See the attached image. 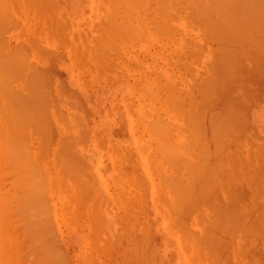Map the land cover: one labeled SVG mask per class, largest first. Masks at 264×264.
I'll list each match as a JSON object with an SVG mask.
<instances>
[{
  "label": "rangeland",
  "instance_id": "1",
  "mask_svg": "<svg viewBox=\"0 0 264 264\" xmlns=\"http://www.w3.org/2000/svg\"><path fill=\"white\" fill-rule=\"evenodd\" d=\"M118 1H120V2H118ZM129 1H131V0H0V146L3 145L2 146V148H3L5 146L4 144H7L8 141H10L9 142V144H10L13 142V140H16L15 135L13 136V138L15 137L13 140L10 139L12 137H10V138H9V136L7 137V133L11 134V132H9L11 129L10 127L14 128V129H11L13 131V130H15V127L17 126V125H15L16 123L18 124V126H20V125L22 126V124L25 125V126H22L23 129L20 128L23 130L21 132L25 133L21 136L23 137L22 138L23 140L24 139L26 140L28 138L27 141L29 143V146L26 145L27 144L26 141H24V142H26L25 143L26 146L23 145L24 144L23 142H20L21 136H19L20 132L18 131L19 133L17 132V136H19L20 139L18 138L19 141L18 140L17 141L19 142V144H17V145L15 144V142H17V141L13 142V144H10L13 146V148H11L8 144H7L8 146L6 145L8 148L10 147V150H15V153H14V151L11 152L15 155L13 156V154H11L12 155L11 156L9 153L10 150L9 151L6 149L5 150L9 154L8 157L9 158L13 157L17 162L19 148H17L16 146H18V147L21 146V148L24 150L29 149L31 147L32 149L30 148V150H29L30 152H27L28 154L26 156H28V158L30 157L31 160L33 161L34 165L36 166V168H32V167H34V165L31 164L32 167L30 166V169L28 166V169L27 168L22 169V171H20L21 168L16 169L18 166L15 167L16 163L14 162V160L12 161L10 159L12 162L8 160L7 154L5 157L6 160H8L9 163H11L12 165L14 164V167L11 164L6 163L8 161L5 162L3 160L4 157L2 158V156L4 155V152H6V151L3 149L4 151L2 154V152H1L2 149L0 147V264H50V261H52V259L54 262L53 263L51 262V264H54V263H56V264H204V263L209 264V263H211L212 264L211 260H214V261L217 260V262H219L220 260H223V259H220L223 256H224L223 258H225V261H228V263H231V264H261L262 261L264 263V238H263L264 235H262V234H264V232H261L263 230L260 231V229H259L264 225V70H263L264 69V61L261 62L262 59L264 60V54H263V56H261L262 59L259 58L260 61L257 62L258 64H259V62L262 63V65H261V63L259 64V65H261L260 68L257 66V69H258L257 70L255 65H258V64L255 63V65H254V63H253L254 66L253 65L250 66V61H247V63L242 62V65L240 66V60H239V55H238L239 51L238 50L236 51L237 52V56H236L235 55L236 52L234 53V50H233L235 48L233 47L232 58L234 56V59H232V63H233V66L235 65L234 69L237 68V70L232 69L233 66H231L232 67L231 68L228 65V71H229V69L232 70L231 78L234 80L233 84L231 83L232 79L230 80L229 77L226 78V76L224 75L223 72H220L219 70H217V75H215L216 73L214 74V72H213L214 70L212 71V68L210 67V62L208 63L207 61H204L206 59L208 60L209 57L203 58L202 54L204 55V57H206L205 52L208 56L211 52L210 56H214L215 53H213V52L218 53L217 52L218 50H217V48H215V47H217V44H216V46L213 44H215V43L219 44V42H220V41L218 42V39H217V41L215 43H213V40H214L213 39L214 38L213 37V31L208 30L205 34V31L207 30L206 29L207 25L205 26V23L208 24L207 20L209 19L210 16L208 17L207 20H205V17L207 15L212 14L214 16V19L216 18L215 20H218V22L216 21L217 23H215V21H213V22L211 21V26H214L216 24L215 27L217 25L219 27H223L225 23L222 24L223 26L220 25V23L227 22V20L225 21V17L223 20H222V18H220V20H219V17H221L227 13V11H228L226 9L227 4L230 2H233V0L232 1L231 0H225L226 3H223V2H225L224 0L223 1L222 0H210L211 4L207 3L209 0L208 1L204 0V2H202V0H200V2H202V5L200 6V8L198 5L200 2H197V1L194 2V0H192L194 4L197 3L196 5L192 6V7L196 6V9H193L191 7L192 1L191 0H190L191 2L189 1L190 2V5H189L190 10H191V8L194 11L195 10L197 11L198 9L201 10L202 9L201 7H203V4L205 7H208L210 5L208 8L210 10L212 9L211 11H209V9H207L209 13L211 12L210 14L207 12V14L204 13V15H203L202 14L203 12H202L201 15H199V18L197 17V19L200 20L201 16L203 15L202 19L205 22L203 20H200V21L195 20L197 22H201V23H199V25L201 24V27H202V29L200 28L201 30L206 29V30H204V33H201V34L199 33L200 31L198 32L196 30V28L198 29V27H199L198 25H196L198 23L195 22L194 20L191 21V18H192L191 14H189L190 17H188L189 15H186L188 13L189 8L187 9V4H185V6H184V2H183V4H180V5H182V9H179V8H181V6L179 5L180 6L179 7L177 4L179 3L180 0L179 1L176 0L178 2V3H176V5L178 7V9H177L175 7L176 5L173 6L174 3H171L172 4L171 5L169 1H168L169 3H166L167 0H165L166 5L164 3V5H165L164 8H166L167 11L164 10L166 12H163V13H169V9H171V12L168 15H166V14H163L162 12H161L162 13L161 14L157 11L158 9L160 11H162V9H163L162 8L163 6H161L162 4H159L160 0L158 1V4H156L157 2L155 0H153V1L151 0L150 2H149V0H145L144 3L148 2L146 5H144L142 3L143 1L140 0L137 5L139 6V3L142 1L141 6L142 7L147 6V9H146V7H144V9L146 11L150 8H153V11H152V9H150V12L151 11L155 12L154 10H156V7L158 5H160L157 7V10H156L157 13H159L160 18H158L157 15L155 17L159 21L163 20L160 22L161 24H162V22L165 23V19L167 21H169L168 24L171 25L169 27L171 28L172 31L169 29L167 24H164L165 26L163 27V26H161V24L159 23L158 20L156 22L150 21L152 18H154L153 20H155V17L150 13L153 16V17H151L149 14V11H147V12L144 11L143 12L144 17L140 16V19L145 18V19H143V21L144 20L146 21V18H147V20H149V22H147V23L150 24V22H151L152 26H154L152 23L158 22L156 24L157 27L159 24L161 27H163V28H161L162 31L159 30L160 31L159 33L162 32L163 36L166 34L164 32L168 31V30L163 31V29L166 28V26H167V28L169 29V35L171 37H169L168 33L166 34L167 36L164 37L165 39H162L163 37H159V36L155 37L156 35L154 34V32H151V31L152 30L154 31V29L156 27L154 26L152 29L151 25H149V26L147 25L146 27L150 28V29H148L149 32L148 31L147 32L149 34H151V33H153V34L151 35V37L149 34L145 35V36H146V38H151L153 40L150 41V39H147L149 41L146 40V42H147L146 43L143 40V39H146L145 37H143L144 34L142 36H140L141 34L139 35L138 33L135 32L136 33L135 39L136 38L138 39V37H140V38L142 37L141 39L143 40V42H141V45L142 44H145V45H143V47H142L140 44H137L136 40L129 37L131 39L130 43H128L129 39H128V41L125 40V43H124V45H126V46L129 45V47L127 48V47L122 45L123 44L122 41H124V40H118L117 36L119 37V35H122L123 37L122 36H120V37H122L121 39H124L125 36L127 35V33H130V31L127 28V30H128L127 33H125L127 30L122 31V33L124 32L123 34H125V36L123 34H120L121 33L120 30H122V26L118 25V26H121V28H118L117 25L115 24L116 23L115 19L120 21L121 18H117V16L119 17V15L122 16L123 14H125L126 5L129 6L128 4H130V3H128ZM136 1H138V0H135V3H137ZM163 1H162V3H163ZM172 1L175 2V0H172ZM181 1H183V0H181ZM181 1H180V3H181ZM185 1H187V0H185ZM260 1L262 2V4H260L261 3ZM189 2L187 1V3H189ZM234 2H235V0H234ZM119 3L122 5H120ZM258 3H257V0H255L253 2V4H255V6L252 4H250V6H249V4H248L247 7L248 8H251V7L254 8L255 7L257 9V11H260V10L262 11V12H257L256 9L251 8L253 13L256 11L257 13H263L264 14V10H263L264 9L263 8L264 7L263 6L264 0H258ZM155 4H156V7H155ZM167 4H169L168 5L169 7L171 5V7L169 8L167 6ZM207 4H209V5H207ZM220 5L223 6L224 8L223 7L221 8ZM258 5H261L260 7L262 9H260V7L258 8ZM47 6H49V7H47ZM138 6H136L137 10H139L138 8H140V9L142 8V7H140V6L138 7ZM148 6H149V8H148ZM197 6H198V9H197ZM129 7H131V6H129ZM110 8H112V10L113 9L115 10L114 13H112V10L111 11L108 10ZM120 8H122V9H120ZM132 8L133 7L129 8L127 10L128 11L130 9L132 10ZM160 8H162V9H160ZM172 8H173V10H172ZM216 8L218 9V11L221 8L218 13L221 14V11L225 12V13H222L219 16ZM136 9H134V11H136ZM144 9L142 8L141 12ZM203 10L205 11L204 8H203ZM119 11L121 12V14ZM247 11L249 12L248 15H245L247 19L250 16L249 20L252 21V23L256 22L257 25H259L260 27L264 26V23H262V22H264V15L259 14V18H258V14L254 13V15H252L253 14L252 11H250L248 9H247ZM117 12L119 13V15ZM184 12H186V13H184ZM197 12L192 13V11H191L192 15L196 14ZM200 12L197 13V15L200 14ZM212 12H214V13H212ZM108 13H112L113 16L111 17L109 14V17H108V15H107ZM146 13H148L149 15H146ZM155 13H153V14L155 15ZM114 14H115V17H114ZM130 14L136 15L135 19H137V15L139 14V12H138V14L132 13V12ZM130 14L129 15L127 14L128 15L127 18L129 16L131 18ZM160 14L162 17L160 16ZM205 14H206V16H205ZM140 15H142V13H140ZM45 16L47 17V21H46ZM149 16L151 19L148 18ZM166 16H169V17L171 16L172 19L170 17L169 18L170 20H168V18ZM182 16H184V17H182ZM185 16L188 18L190 23H187V22H189L187 19H186L187 21L186 20L180 21V20L176 19V18L185 19ZM213 16H211V17H213ZM217 16H219V17L217 18ZM226 16H227V14H226ZM255 16L259 20L253 21L254 20L253 17H255ZM164 17H166V18L164 19ZM108 18H111L113 20L108 19ZM105 19H108V22H110L111 24H113L115 22L114 23V25L116 26L115 28L120 29V30H118L119 35H115V34H118V33H116V29H115V32H114V29H112L111 31L109 30V29H111V28H108V26L111 27L110 23L107 25V20L105 21ZM122 19H124V18L122 17ZM122 19H121V21H122ZM133 19H134V17H133ZM133 19L131 18V20H133ZM138 19H139V16H138ZM260 19H261V21H260ZM262 19H263V21H262ZM99 20H100V22H99ZM109 20L114 21V22H111ZM171 20L172 21L174 20L175 22H171ZM211 20H213V19H211ZM243 20H245V19H243ZM130 21H129V23H130ZM135 21L138 22V24L142 22L141 20H140L141 22H139V20H135ZM176 21H177V23H176ZM208 21H210V19ZM96 22H99L98 23L99 27H102L105 24L107 25L106 29L108 28L107 30H108L109 34L111 32L110 35L112 38L109 36L108 37L111 38V40H113V37H114V41H113L114 43H110L111 41L109 42L108 37L106 36V34H107L106 31H105L106 33L102 32L105 27L104 28L102 27L103 29L98 28V25H96L97 24ZM103 22H106V23H104V25H103ZM120 22H118V23L124 24L126 22V18H125V20L122 21V23H120ZM136 22H133V23L135 24ZM144 22H142V23H144ZM182 22L184 23L185 28H184V26L181 25ZM191 22L192 23L194 22L193 24L196 23L195 25L197 27H195V28L193 27L194 28L193 29L192 28L193 24H191ZM54 23L56 25H54ZM100 23H101V26H100ZM133 23L129 24L130 25L129 29H131V30L133 29V28H131V24L133 25ZM212 24H214V25H212ZM94 25H95V27L98 28L97 30L94 29L95 27L92 28ZM114 25L112 26L113 28H114ZM135 25H134V28L137 26L138 29H137V27L135 28L137 30L133 29L131 31V35L133 34L134 30L137 32L139 31V33L140 32L142 33V31H145V29H146V27L143 30L141 28L145 24H142V25L140 24L141 29L139 28V25H136V26ZM209 26L210 25H208V27ZM88 27H89V30H88ZM249 28H251V26H249ZM91 29L93 31L94 30L97 31V33L94 31L93 34H95V33L98 34V32L100 33L99 36H101V34H103L101 36V38H99L98 36H97L98 38L97 37L95 38L99 41V42L98 41L96 42V43H98V46H97V44L94 45V41H91L92 39L94 40V37H95V36L93 37L91 35V33H92L90 31ZM182 29H184V31ZM173 30H174V32H173ZM194 30L197 32H195ZM210 30H213V27L210 28ZM157 31H156V33H157ZM57 32H59V33L57 34ZM112 32H113V34H112ZM210 32H212L211 35H210ZM170 33L171 34L174 33L175 34L174 36L176 38H181L180 41L178 42L179 39L176 40V38H174ZM207 33H209V34H207ZM87 34H90L89 38H87L88 37ZM202 34H205V36H207V39H208L209 35H210L209 39L211 37H213V38H211L212 41H211V39L207 40L206 38H204V35H203V37L200 38V36ZM252 34L255 35V32ZM81 36L84 37L83 40H82ZM105 36H106V39L104 40ZM128 36L129 35H127L126 38H128ZM160 36H161V34H160ZM102 37H103V39H102ZM131 37H133V35ZM255 37H256V35H255ZM255 37H253V39H255ZM85 38H87V39H85ZM159 38H161L162 41ZM172 38H174L173 47L177 46V45H175V40H176V42H178L177 47H179V48L181 47V49L184 47L183 51L181 49H179L180 50L179 51L178 48H176V47H175V50L173 51V48H171L172 47V44H171ZM202 38H204L205 40L203 41ZM257 38L260 40L259 37H257ZM141 39L138 40V42H140ZM103 40L105 43L104 46H103V44H104ZM106 40L108 43H106ZM132 40L135 41V44L140 45L141 47L137 46V48H136L135 47L136 45H135L134 46L135 48H133L134 43L131 45V42H134V41H132ZM157 40H160L159 44H158ZM163 40H165V42ZM166 40H168V43ZM169 40L171 41L170 42L171 45L169 44ZM83 41H85V42H83ZM207 41H209L208 43L210 45L207 44ZM210 41H211V43H210ZM252 42L256 43L257 39H255V41L253 40ZM120 43H122V44H120ZM126 43H128V44H126ZM165 43H167L169 46H167V44H165ZM257 43H256V46L259 47L257 45ZM99 44H101V45H99ZM110 44H112V46L114 44V46L111 47ZM146 44H148V45H146ZM149 44H151V45H149ZM211 44L214 46L215 51L212 49L213 46L211 47ZM79 45H80V47H79ZM120 45H122V46H120ZM253 45L255 47V44H253ZM259 45H261V43ZM262 45H264V42ZM99 46L101 47V49L98 51ZM106 46H107V48L105 50ZM108 47L109 48L111 47V49L113 48L112 50L114 52L111 51L110 49H108ZM119 47H122V49H120ZM165 47H167L169 52H164V51H166V50H164ZM102 48L106 52H107V49L110 50L109 51L110 53L108 52L109 53L108 55L110 56V58H109V56L107 57L106 55H104L107 53H105V51L102 50ZM169 48L172 49V51ZM261 48H262V46H261ZM211 49L213 50V52L211 51ZM161 50L163 52H161ZM262 50H264V49H262ZM100 51H103V53ZM120 51H122L121 52L122 54L124 53V55H125L124 59H126L127 63L130 65L129 68H127L128 66H126L127 63H126V65L124 64V62L126 60L124 61V59L122 58L123 57L122 54L119 55ZM148 51H149V53H148ZM175 51H178L177 55H176V53L173 54ZM126 52L130 53V54H127ZM201 52H203V53H201ZM208 52H209V54H208ZM100 53L103 54L104 56L100 55ZM163 53H165L166 56L163 55ZM168 53H171V54L168 55ZM212 53H213V55H212ZM172 54H173V56H171ZM117 55H119L120 57ZM130 55L133 56V57L131 56L132 57L131 62H130V59H131ZM112 56H114V57H112ZM163 56H165V58ZM201 56H202V58H200ZM216 56H214V57H216ZM117 57H118V60L120 62L116 61ZM107 59L109 60L108 62H107ZM110 59H111V61H110ZM122 60H123V62H121ZM177 60H179V61H177ZM196 60H198V61H196ZM253 60H255V59H253ZM114 61H116V62H114ZM209 61H210V58H209ZM233 61L236 63L234 64ZM237 62H239V63H237ZM106 63L109 65V67H107L108 65ZM123 64H124V66H126L125 68L123 67ZM181 64H183L184 66H182ZM131 65L136 67L137 70L134 67H132ZM182 67H184V68H182ZM131 68H133V69H131ZM124 69H126V71H124ZM100 70H101V72H100ZM161 71L163 72V74L161 73ZM178 71H179V73H178ZM125 72H126V74H125ZM119 73L121 74L120 79L118 78ZM136 73H138V74L134 75ZM211 73H213V74H211ZM164 74H166V75H164ZM206 74H208V76ZM123 76H124V78H123ZM156 76H157V79L155 78ZM150 79H152V80H150ZM146 80L149 82L153 81V80L154 81L150 82L151 83V85H150L149 82L146 83ZM228 81L230 82L231 86L233 87V89L229 90V91H228V88H226L230 85V84L228 85V83H229ZM154 82H155V85H153V86L156 87V85H158V88H159V86H160V88L162 87V89H158L156 87L158 90L156 91V95H155V97L157 99L156 98L155 99L156 100L159 99L158 102L157 101L155 102V100L152 102V99H154V98H151V97H154V96H151L152 94L149 91V90H151V91L153 90L152 92H153V94H155L154 89H156V88L152 86V84H154ZM168 82H169V84H167ZM212 83L214 85L216 84V86H217V84H219V87L214 86ZM147 84H149V87L146 86ZM162 84L163 85L167 84V85H164V87H163ZM207 84L209 87L207 86ZM143 85H144V87L145 86L146 87L144 88ZM203 85L204 86L206 85L207 87H204ZM210 85H213V86L210 87ZM141 86L143 89H145L144 90L145 92L147 90L149 91V93H147L148 91L146 92V95L148 94V96H149V94H151L149 96L151 98L149 100V102L145 101V100H147V98L145 97L146 95L143 94L144 92L142 93L143 89L139 88ZM150 86H152L154 89H148V88H151ZM198 86H199V88H198ZM222 86H223V88H222ZM166 87H168V88H166ZM200 87H202L201 90H200ZM214 87H216V88H214ZM138 88H139V92H138ZM146 88H147V90H146ZM163 88H164L165 92H164ZM165 88L169 92L172 93V95L169 94V96L170 97L172 96V100L174 98L173 102H175V103H173L170 98L167 99L166 96H168V94H167L168 91ZM195 88H197V89H195ZM205 88H209V89L211 88L210 90L207 89L210 91L209 93L206 91L207 97L204 95L205 92L203 91ZM220 88H222V89H220ZM121 89H123V90H121ZM140 89H141V91H140ZM223 89H224V91H223ZM130 90H132V91H130ZM213 90H215V91H213ZM131 92H132V94H131ZM211 92H213L211 94L212 96L210 95ZM163 98H165L166 100H164ZM222 99L225 102L227 100L228 101L231 100L232 103H235L237 116L233 115L231 117V120L227 119V121H226V119L223 118V116H221L222 118L218 117V114H222V112H221L222 110H220V109L223 107L220 105L221 102L219 103L218 100H222ZM168 100H170V103H173V104H171L170 106L167 105L166 103ZM203 100H205V101L203 102ZM118 101H120V102H118ZM161 101L163 102L162 104H161ZM144 102H146V103L148 102L147 104L150 103V106L146 105V103H144ZM151 102H152V104L156 105L157 110H156L155 105H152ZM157 103H158V105H157ZM128 104H129V107H128ZM143 104H145V105H143ZM174 104L177 106L181 104V105H183L182 109L186 108V110H182L183 111V114L181 113L182 115L180 113H177L179 115L176 116V118H175V114H176L175 110H178L179 108L181 110V107H180L181 105L178 108ZM209 104H210V106H209ZM151 105H152V107H151ZM224 105L226 106V103H224ZM137 106L139 108H137ZM207 106L209 107V109ZM142 107H144L145 109ZM150 107L151 108L154 107V111L156 110L159 115L155 114V112L152 111L153 109L151 110ZM175 107H177L178 109H176ZM200 107L205 109V110L208 109L207 113L210 112L211 116L213 115L215 118H217V117L219 119L221 118L220 121H223V122L226 121V122L222 123L219 121V119L215 120V118H214V120H213V122H214L213 124L217 127L218 130H220V131H218L215 129V131H217V132H215V131L214 132L218 133V134L217 135L214 134L212 136V139L215 135L218 136V138L215 136V138H217L216 140H215V138L213 139L215 142L216 141L217 142L215 143L213 140H212V142H209V146H210V143H212L213 145L215 144L214 148L216 150H218L217 152H220V154L217 153V156L214 157L215 159L212 157L213 162H211L212 160H210L211 156L210 157H208V155L207 156L206 155L200 156L205 151L202 147L203 140L209 138L208 137L209 135H206L205 137H207V138H205V139L198 137V135L200 136V133H202L201 136L203 135L202 131L206 130L204 132V134H207L209 128H212V126L208 127V129H207L206 124H204V122H201L202 124H204L203 127L202 126L201 127L198 126V127H200L203 130H201L200 133L197 134L199 132L197 130H200V128L199 129L197 128V125H200L201 123L196 124L195 128H196L197 133L194 132L195 129L193 131L191 129V131L188 132L191 136L189 137V135H188V138H186L187 135H184L183 133H181L178 130V129H180L181 131L182 130L189 131L188 128L190 125L187 126V124H186V126H184L185 123H187L186 119H185L186 114H184V111H186V113H188L187 111H189L191 108V112H194L191 115H193V114H195V111H198V109ZM205 107H207V109ZM143 109H144V112L147 111L149 113V111H151L149 113V116H150V114H152V112L155 116L157 115L156 116L157 118H156L152 114L151 117L153 116L154 118L153 117L152 118L154 120L152 118L151 119L155 122H156L155 119H157V122L161 121L159 123V126L161 123L163 124V122H165L166 124H167V122L168 123L170 122L169 124H172V125H169V124L166 125L164 123V125H162V126H165V125H166V127L169 126L170 128L168 127V129L173 130V131H171V135L169 136L170 132H168L169 130L167 128H166L167 131L166 130H165V132L163 131L165 133V134L163 133L164 134L163 135L162 131L161 130L159 131V129L164 130V127L162 128L160 126V128H159L158 124H156L157 126L155 127V129L156 128L158 129V133H157L158 138L160 135L165 136L167 133H169V134H167L166 137H161L162 142L159 141L160 139H158V138H156L158 140V142H157V140H154L155 137H153V136L157 135L156 134L157 130L153 131V133L155 132L154 135L152 133L151 134L148 133V131L151 128L150 131L152 132V130L154 129L153 128L154 126H152V125H154L155 123L153 122L150 125V122H149L150 118H148L149 116L147 115L148 113L146 112L147 114L145 113V115H142V114H144ZM135 110H136V118H135V112H134V115L132 116V113ZM180 110H179V112H181ZM202 110L200 109V111H202ZM127 111L128 112L130 111V112L127 113ZM160 113H161V115H160ZM121 114L123 116H125V120L122 118ZM189 114L190 113L187 114V118H188V116L189 117L191 116ZM140 115L143 116V119L145 118L146 115L148 116L145 118L146 120L144 119V124H143V121H142V118L140 117ZM167 115H168V117L169 116L170 117L168 118ZM160 116H163V117L161 118ZM240 116H242V117L238 118ZM139 118H141V119L139 120L138 123L141 122V125L136 122ZM164 118H166L167 122L163 120ZM122 119H123V121H122ZM161 119L163 120V122ZM179 119H180V121H179ZM190 119L191 118H189V120ZM236 119H237V121H236ZM5 120H7V121H5ZM189 120H188V122H189ZM11 121H12V124H11ZM124 121H125V123H124L125 125L123 124ZM147 121L149 122V124L145 123ZM176 121L179 122V123H177V125L178 126L180 125L182 127L179 126L180 127L179 128L175 123ZM181 121H183L182 124H181ZM215 121H217V122H215ZM5 122L10 125L9 129H8V127H6L8 125L7 124L5 125ZM190 122H191V124H193L194 121L192 122L190 120ZM234 122L236 125H234ZM173 123H175V124H173ZM194 123H197V122L195 121ZM230 123H231V125H230ZM136 124L138 125V128L140 127V129L137 128ZM147 124H148V126L149 125L151 126V127L149 126L150 127L149 129H146V127L148 128ZM232 125H234L235 128L233 127L231 129L230 126H232ZM70 126H72V127H70ZM133 126H135L137 129L135 127H134L135 129L134 128L131 129V127H133ZM142 126H145V128ZM171 126H172V128H171ZM174 126L176 129L173 128ZM186 127H187V129H185ZM219 127H221V128H219ZM193 128H194V125H193ZM18 129H19V127H18ZM39 129L41 130V133H42V142L39 141L41 139L40 138L41 135L40 136L38 135V134H40V133H38L40 131ZM16 131H17V128H16ZM31 131L36 134L37 138L35 137V134H34L32 137L33 140L31 139V134H33V133H31ZM211 131L212 130L210 129V132ZM13 132H12V135L15 133V132L14 133ZM79 132H80V134H79ZM87 132H88V134H86ZM191 132H193V134H195L194 136H197L199 139L196 140V137L192 138L193 134H191ZM214 132L212 131L211 133H214ZM229 132H231V134H232L231 137H230L231 134H229ZM185 133H187V132H185ZM12 135H10V136H12ZM172 135L178 139H174V141H173ZM150 137H152L151 139H153L155 141V142L153 141L154 143L151 142L152 140L150 139ZM183 137L185 138V140H183L184 139ZM139 138H140V140H139ZM203 138H204V135H203ZM36 139H37V141H36ZM129 139H131V140H129ZM169 139L173 141L172 143H174L173 149H171L172 148L171 146H173V145ZM180 139H181V141L185 142L184 144H187V143L190 144V142L195 140V142H192L194 144V143H197L198 141H200V139H201V141H200L201 146L199 144H197L200 146V147L198 146L200 149H198L196 144H195V146H193L192 143H191L192 146H191V144H190V146L186 145L185 146L186 148H185L183 143L181 141H179ZM189 140H191V141H189ZM143 141H145V142H143ZM166 141L168 143H171V145L169 146L171 149V150L170 149L169 150L171 152L173 150L175 151L176 149L179 150L178 153L180 152V155H177L176 152H174L176 154L172 153L173 156L171 155V157L175 158L176 155L177 156L182 155L180 158H182L184 163H183V161L178 162L179 160L175 159L178 163H180L179 164L180 170H182L180 175L178 173L179 177L177 176V174H176L177 177H174L175 176L174 172L177 171L176 169H178V167H179L177 162L176 163L173 162L174 159L172 160V162L174 164L172 162L171 163L173 164V168H175V164H177L178 165V166H176L177 168L173 169L170 162L168 163V161L164 160L165 162H163V163L166 166H168L169 168H167L166 166H163L164 167L163 170H164V172L166 171L165 175H167V171H168L169 175H167V176L170 179H171L170 173H172L171 176H172V178L174 177L173 179L176 180V183L180 182L179 184H181L183 186V188L181 186V189L179 188L180 185L178 186V188H175V189L173 188L174 186L177 185V184L175 185V183H174L175 181H173L172 185H170L171 182L170 183L168 182L169 183V185H168L165 182V180L161 181L160 179H166L167 178V177L166 178L161 177L164 175V172L162 173V171L160 172L161 175H159V177H161L160 179L159 178H153V176H155L156 174H157V176H155V177H158L159 172L158 171L154 172L153 170H149L150 168L148 167L149 165H152V167L151 166L150 167L155 169L154 166H157L156 165L157 163L159 166V163H160L159 168H160V170H162L161 165L163 163L161 161H163L162 159H163L164 154L166 155V151H164L163 154L160 152H162L161 149L167 150L166 147H168V146L161 148L162 145H168V143H166V144L164 143ZM177 141H179V144H177ZM208 141L205 140L204 143L208 144ZM40 142L42 143V148H41ZM180 142L182 143L181 145H180ZM20 143H21V145H20ZM81 143L83 144L82 146H80ZM158 143L162 144L161 147L159 146L160 149L159 148L154 149L155 145H157V146L159 145ZM142 144L146 145V149H144L145 146L143 148L141 147ZM176 144L178 145V147ZM33 145H35V146H33ZM37 145H38V147H37ZM103 145L106 147H103ZM150 145H151V147H150ZM179 145L181 147H179ZM23 146H25V148ZM85 146H86V148H85ZM90 146H91V148H90ZM157 146H156V148H157ZM182 146L186 150L189 148L187 151L188 155L186 154V151H185V149L182 148ZM187 146H189V147L187 148ZM205 146L206 145H204V148H205ZM14 147H15V149H14ZM114 147L117 148V150L119 149L121 151V153H120V151H119V153L117 152V150L115 151ZM123 147L125 148L126 151H128V153L125 150L124 151L126 153L123 152V150H122ZM191 147H192V149H191ZM195 147H197V148H195ZM129 148H131L130 152L131 151H132V153H133V151L135 152L133 154H135V155H136V153L139 154L138 157L133 155L136 158V162L137 161L139 162V164L137 162L138 165H135L136 163L134 164L133 161L135 159H132L133 156L129 152ZM194 148H195L194 151H190V150H193ZM207 148H206V152H207ZM210 148H211L210 150L213 149L212 146H210ZM16 149H18V151H16ZM103 149L106 151L105 152L102 151ZM143 149L145 151H142ZM152 149H154V150H152ZM201 149H203L204 151L202 150L203 152L201 151L200 155H198V154L196 155V152H198ZM77 150L79 152H77ZM158 150H160V152H158ZM182 151H184V153H182ZM221 151L223 154L221 153ZM16 152H17V154H16ZM20 152H19V154L21 156L22 153H20ZM41 152H42V154L44 153L43 156H45V158L41 157ZM206 152H204V153H206ZM212 152H213V150L211 151V153ZM29 153H30V156H29ZM140 153H142L143 156ZM148 153H152V155H154L153 157H157V158L159 157L158 159L155 158L154 162H157V163H155L154 166H153L154 163L152 161H150L149 158L147 159ZM126 154L128 156H126ZM160 154H161V156H160ZM168 154H170V153H168ZM218 154L220 156L222 155L221 158ZM212 155H214V154H212ZM15 156L17 157V159L15 158ZM26 156H23V157H26ZM195 156H197V157L200 156L202 158V159L200 157L197 158L198 160L200 159V161H198V162H200V163L202 162V164H203V162L205 164L208 161V163H207L208 165L207 164L206 165H207L208 169L213 171L214 175H212L213 174L212 173L210 176L211 171H209L210 173L208 174V171L205 170V172H207V173H204V170L202 169L204 164L203 165L201 164L202 168L198 169L200 164H197L198 162L196 163L197 159L195 160V162L193 160H189V159L194 158ZM149 157H150V155H149ZM167 157L165 156L164 159H166ZM218 157L220 159H218ZM38 158L41 161H39L40 163L38 162L39 164H36L38 161ZM54 158H56V160H54ZM21 159L23 160V158H21ZM21 159H19V162L17 163V165L19 164V165L23 166L22 164L24 162L21 163L20 162ZM24 159L27 160V157ZM102 159H105V160H102ZM146 159L149 161V163L152 162L153 164L152 163L148 164L147 163L148 161L147 162L145 161ZM153 159L154 158H151V160H153ZM170 159L171 158H169V161H171ZM166 160H168V158ZM218 160L223 162V165H224L223 168H222V166L216 165L218 163ZM28 161L30 162V160H28ZM140 161L144 165L143 166V168H144L143 172H144V175L146 174V178L147 179L150 178L149 176L151 175L152 179L150 178L151 180L149 179V182L146 181L145 179L144 180L140 179L141 175H142L141 178H143V174H142L143 172L141 173L140 172L141 169H138V167L141 164ZM187 161L189 164L187 163ZM191 161L193 162L194 167L191 166V164H192ZM166 162L170 165H168ZM221 162L218 164H222ZM30 163H32V162H30ZM103 163L104 164L108 163V164L103 165ZM212 163H213V165H212ZM26 164L28 165V163H26ZM214 164L216 166H219L218 167L219 169L221 168L220 171H217L216 166L214 168ZM37 165L39 167V170L41 169L40 170L41 175L39 174V172H37V168H38ZM186 165H188V166L190 165L191 167L190 166L188 167ZM196 165H197V167H196ZM206 165H204V167H206ZM107 166H109V167L107 168ZM135 166H136V169L139 171L138 173L141 174L140 177L138 176L139 179L137 178V173H136L137 171H135L136 170ZM128 167H130V168H128ZM140 167L142 168V166H140ZM207 167H206V169H207ZM119 168L121 169L120 171H118ZM123 168L125 169V171ZM159 168L157 167V170H159ZM184 168H185V171L183 170ZM191 168H192V170H191ZM128 169L131 170V173L129 172L130 170L128 171ZM187 169L191 170L190 175L193 172L192 176H194V177H195V175H193L194 170H195V172L199 171L198 174H200L201 176L198 175L199 176V179H198L197 175H196L195 179H198V182H200L201 184L203 182V185H201V184L197 185V183H196L197 180L195 182L193 181L192 185H190L192 180L188 181L189 182L188 183L187 180H189V179L188 178L186 179V177L184 175V174L188 173ZM196 169H198V170L196 171ZM215 169H216V172L221 173V174H218L217 177H214V176H216L215 172H214ZM122 170H123V172H122ZM147 170H149V171H147ZM42 171L44 172L43 173L44 175L42 174ZM126 171H128L129 173H127ZM152 171L154 172L153 176L151 174ZM35 172L37 173V176H38L37 178H39V175L41 177L45 176V173H46V177L44 179L47 181V183H46V181H44L43 178H39V180L37 178H35L36 177ZM119 172H121L122 176L124 175L120 179L124 182H120V183L117 182L116 183L117 179L113 180V177H114V179L117 177H121V175L119 176ZM124 173L126 174L127 178H125ZM207 174L211 178L213 176V179H211V178L210 179L214 180V181L211 182L209 180L210 182L208 183L209 177L208 178L205 177L207 180L204 177H203L204 179L202 178L203 180L200 179V177H202L203 175H207ZM183 175H184V177H183ZM190 175L188 173L187 176H189L190 179L191 178L194 179V177H192ZM21 177H22V179L25 178V179H27L26 181H29L28 182L29 186L26 185L27 183L25 180L24 181L22 180V182H20ZM144 178H145V176H144ZM41 179L43 180V182L42 183L40 182L41 183L40 184L38 181H42ZM157 179H159V180H157ZM53 180H55V181L53 182ZM120 180H118V181H120ZM138 180L140 181L141 184H139ZM199 180H201L202 182ZM142 181L144 182V184L146 186H143ZM156 181L157 182L159 181L158 182L159 186H157L159 188H157L155 186ZM163 181L165 182V185L163 184ZM166 181H168V180H166ZM205 181H207V182H205ZM35 182H36V187L34 186ZM78 182L80 184H78ZM136 182H138V183H136ZM121 183H125L127 185V187L124 185V187L129 189V190H127V192H126V188H125V190L123 189L124 187H123V185H121ZM147 183H149V186H147L148 185ZM160 183H161V187H160ZM194 183H196V184H194ZM39 184L42 186L45 185L47 188L45 187L43 189V187H41V189H39L40 188ZM31 186H32V188H30ZM165 186L167 188L163 189ZM212 186H214V187H212ZM37 187H39L37 189L38 191L36 190ZM121 187H123V188H121ZM147 187H148V189H146ZM19 188H20V190H18ZM154 188H156L157 190H155ZM184 188L186 191L183 190ZM203 188L205 190H207L209 188L211 191L210 193H212V194L208 193L207 191H204ZM21 189L23 191H21ZM30 189H31L30 193L34 192L33 193L34 195L33 194L29 195ZM32 189H34V190L32 191ZM45 189H47V190H45ZM40 190L46 191V194H45V192L43 193V191H40ZM196 190H197L198 195L196 193ZM165 191H166V193H165ZM203 191H204V193H203ZM21 192L24 195H21L22 194ZM76 192H77V194H76ZM159 192H160V197L162 195V199L161 198L160 199L162 201L164 199V202L165 201L167 202V200H168V204L171 203L170 205H172L171 208H173V210L179 206V205L177 206V204H176L177 203V201H176L177 197L180 196L179 193L184 192V194H185V192H188L189 195H187L188 193L186 195L191 197V198L189 197L188 203H185V205L183 204L184 205L183 206L180 203L181 201H179L180 206L176 209V211L179 209L177 212L180 213V216L182 213L185 220L187 219L186 217L189 216L188 220H186L187 224H188L187 225L188 226V232H189V230L191 231V234H192V232L194 234H196L198 232L199 235L196 234L198 237V236H201V233H202L201 230L202 229L204 231H206L209 228L210 229L209 232H211V230L214 231L212 228V225L214 227L217 226V231H219V230L220 231L214 233L213 235L211 234V235H212V237L214 236L213 237L214 240L217 239L218 241H216V242L211 241V240L210 241L214 242L217 245L216 248L218 247V245H219L220 249L223 248L224 245H226V247L230 246V249H228V251H227V253H229V256H228V254L225 253L226 249H227L226 247H225L226 249H223L225 251H223V250L221 251L222 254L224 253L223 256L221 255L222 257H219L220 256V255L218 256V254L220 253L218 251L219 249L217 248L218 252L216 251L218 254L216 252H214V249H213L214 244L213 243L211 245L206 244L207 246L208 245L211 246V247H206V245L204 246V244H202L203 243L202 241H201V244L203 246L200 247L201 248L200 251L203 250L204 253L202 251V253L200 252L197 255L195 253V250L197 248L194 250L195 239L190 240L189 238H185V239H188L189 241L193 242V243L191 242L192 244L188 245V249L190 251L187 249H184L185 247H182V246H184V245L186 246V244L189 243V241L187 242V240H186V242H187L186 243L185 239L182 238V241L184 240L183 242L180 240L181 239L180 233L183 232L181 230L183 228H180L181 232L177 231L178 229L176 228L177 227L176 225L178 223L176 224V222H174L176 225H173L174 224L173 223L174 218L172 219L171 214L169 213L172 210L167 211L166 207L164 206L165 204L163 202L161 203V201L159 202L160 199H156L157 198L156 195ZM170 192L172 193L171 195L169 194ZM175 192H176V195L178 194V196L175 197L176 200L173 199V197L175 196V194H173V193H175ZM199 192L201 193V196H204V199H203V197L200 196ZM205 192H207V193H205ZM194 193H196V194L194 195ZM164 194H165V196H164ZM213 194L216 197H213ZM227 194H228V197H227ZM147 195H149V197ZM181 196H182V194H181ZM183 196H185V195H183ZM145 197L149 200L146 201L147 199ZM211 197H213V198H211ZM139 198H140V200H139ZM208 198H210V200ZM155 199L158 202L155 201ZM184 199L185 198L183 197V200ZM190 199L192 200V202ZM204 200L207 201L206 203H209V205H211V206H209L207 204L209 206V208L207 206V209H205V207L203 206L205 204ZM253 200H254V203H253ZM175 201H176V203H175ZM186 201H187V199H186ZM216 201H218V202L221 201V202L216 203ZM142 202H144V203H142ZM191 203H193V204H191ZM48 204H50L51 207H50V205L48 206ZM148 204H150V206ZM159 204H161L160 206L163 205V209H162V207L159 206ZM174 204H176V206H177L176 208L174 207ZM233 205L236 206L239 210L236 208L237 209V211H236V209H234L232 207ZM213 206L216 208H217V206H220V208H221V206H223L222 208L225 207L227 210H229V211H227L225 209L226 212H228L227 213L228 219H229L228 214H230L231 211L233 213L236 211L237 214H238V211H241L243 214L242 213L238 214L239 218L241 217L240 215L245 214L243 219L240 221H243L244 219H245V221L247 220L248 224H246L247 222H245V224L248 225V228L246 225L243 224L244 223V221H243L242 223L240 222L243 225V227L241 226L242 228L240 230H237V229H239V225H240V223L238 221L239 219L237 218L238 216L237 217L234 216L235 221H237V224L234 221L236 225L234 224L233 221H231L229 224L230 226L234 225L235 226L234 230L238 231V233L235 234L236 237H233V238H235L234 239L235 242L232 241V239L230 237L231 235L229 233V231H232L233 229L230 230L228 227L225 226V224L227 225L226 222H229V221L225 220L224 217H226L225 216L226 214H224L223 211H221V212L219 211L220 213L223 212L221 217L217 216L220 220L224 216L222 218V222L221 221H220L221 223L219 222L223 226L218 225V224L214 225V223L216 224V222L219 221V219L216 217V214H215L216 209H215V211H213L214 210ZM168 207H169V205H168ZM199 208L201 209V213H202L201 216L198 215V212L200 211ZM232 208L235 211H233ZM198 209H199V211H198ZM189 210H191V212L188 213ZM210 210H211L213 216L216 217L217 221L214 217H213L214 218L213 221L215 220V222H212V219H210V217H211ZM218 210H220V209H218ZM164 212H166L168 215ZM173 212L174 211H172V213ZM213 212H215V213H213ZM232 212H231L230 217H232ZM236 212L234 213V215L236 214ZM197 215L199 217H202V216L204 217L203 219H201V220H204V222L202 221L200 225L197 224L198 223L197 222L198 221ZM208 215H210V216L208 217ZM251 215H253V217H255V216L257 217L253 221V227H252V223H251V217H252ZM177 216H179L178 213H177ZM180 216L178 218L182 220V217L180 218ZM219 216H220V214H219ZM248 216H250V220L246 219V217H248ZM172 217H176V215H174V216L172 215ZM196 218H197V221H196ZM176 219H177V217H176ZM179 219L177 221H179ZM185 220L183 219L182 222H184ZM199 220H200V218H199ZM174 221H176V220H174ZM223 221H226V222H223ZM249 221H250V226H249ZM179 223H180V221H179ZM184 223H186V222H184ZM204 223H206L205 225L208 227H205ZM257 223L259 226L257 225ZM170 224H171V227H170ZM172 225H173V227L175 226V228H173ZM229 225H227V226H229ZM260 225H262V226L260 227ZM167 226H168V228H167ZM180 226L181 225H179V227ZM218 226L221 228H219ZM236 226L238 228H236ZM250 227L252 228V230L249 229ZM255 227H257V228L259 227V228L257 229ZM166 228L168 231H165ZM225 228L227 230H225ZM232 228H233V226H232ZM171 229H172V231H169ZM228 229H229V231H228ZM247 229H249V234L251 235V243L250 244H252V247H250V245L248 244L249 243L248 241L250 239L247 238V237H249ZM255 230H258V232L260 231L261 234L257 232L255 235ZM184 232H185V230H184ZM209 232H207V233L209 234ZM243 232L244 233L246 232V234H245L246 238L245 237L244 238H245V241L247 243L242 242V240H243L242 236L244 235ZM186 233H187V231H186ZM211 233H213V232H211ZM233 233H236V232H233ZM183 234H182V236H183ZM194 234H192V235L194 236ZM257 234L258 235L260 234L258 236V238H256ZM196 235H195V237H196ZM223 235H225V236H223ZM174 237L177 240L174 239ZM212 237L210 236V239H212ZM190 238H193V237H190ZM202 238H204V236L201 237V239ZM240 238H242V239L240 240ZM169 239L171 241H169ZM246 239H248V241ZM196 240H197V238H196ZM223 240H224V242L229 241L228 242L229 245L227 246V243L226 244L223 243ZM258 241H260V243H258ZM197 242H200V241L198 240ZM211 242H208V243H211ZM182 243H183V245H182ZM233 243L236 246L235 248L233 247ZM240 244H242V246L244 248L241 247ZM244 244H246L245 245L246 247L244 246ZM257 244H260L259 248L258 249L256 248L254 251L253 248H255ZM212 245H213V247H212ZM196 246H197V244H196ZM180 248L184 249L185 251L187 250L186 252L189 251L188 254L185 253L184 250H182ZM211 248L213 249L214 254L215 253L217 254V256L215 255L216 258L219 257L218 259H216V260L212 259V258H211V260L207 259L210 254L212 255V251H210ZM240 249L242 250L241 252L243 253V251H244L245 254H242L240 252ZM247 249H248V253L245 252V250H247ZM252 249H253V253L255 252V254H256V255L254 254L253 256H255V257L259 256L261 258H258V260H257V257L254 258L252 256V254H250V252H252ZM259 249L261 252L259 251ZM257 250L259 252H257ZM233 251L234 252L236 251L235 252L236 254H234ZM240 253L242 254V257H243V255H246L245 258L243 257L245 260L241 258ZM201 254H203V257ZM206 254H208L207 257H206ZM199 256L203 259V261H202V259L201 260L199 259L200 258ZM210 256H209V258H210ZM51 257H52V259H50ZM226 258L227 259L229 258V259L227 260ZM246 258H247V260H249L248 262H246ZM253 258L255 259L254 261H252ZM195 260H196V262H195ZM236 260H238V261H236ZM207 261H209V263H207ZM250 261H251V263H250ZM223 262H224V260L221 261L220 263L223 264ZM214 264H216V263H214ZM217 264H219V263H217ZM226 264H227V262H226Z\"/></svg>",
  "mask_w": 264,
  "mask_h": 264
},
{
  "label": "bare ground",
  "instance_id": "2",
  "mask_svg": "<svg viewBox=\"0 0 264 264\" xmlns=\"http://www.w3.org/2000/svg\"><path fill=\"white\" fill-rule=\"evenodd\" d=\"M133 1H134V2H133ZM139 1H140V0L136 1L137 3H135V0H131V1H129L128 3H130V4H128V5L131 6V7H133V8H132L133 11H132L131 9H130L131 11H130V10L128 11L127 9H129V8H131V7H129V6H127V5H126V11H125V14L127 13L128 15H129L131 12H132V13H137V14H138V12H139V14L137 15V19H135V18H136V17H135L136 15H131V14H130L132 19H133V17H134V19L131 20V18H130V16H129L128 18L131 20V21H130V20L127 18V16H128L127 14H126V15L123 14L122 16H120L118 12H117V13H118L119 17L117 16V18H121V19H122V17H123L124 19H122V21L125 20V18H126V22H125L126 24H125V23H124V24H119L118 22H120L121 19H120V21H118L117 19H115V20H116V21H115L116 23H115L114 21H111V20H113V19L108 18V19H111V20H109V21L114 22V23L117 25L118 28H121V26H122V30H120V29H116V28H115L116 26L114 25V23L111 24L110 22H108V19H105V21L107 20V25L110 23V26H111V27L108 26V28H111V29H109L110 31H111L112 29H114V32H115V29H116V33H118V32H119L118 30H120V32H121L120 34H123L124 32L122 33V31H123V30H127V28H128V30L130 31V33H127L128 30L125 32V33H127V35H129L128 38H126L127 35L125 36V34H123V35L125 36V38H124V39H121V38L123 37L122 35H119V33H118V34H115V35H119V37L122 36V37H120V38L117 36V39H118V40H124V41H122L123 44H122V43H120V44H122L123 46H125V47H127V48L129 47V45L126 46V45H124V43H125V40L128 41V39H129L128 43H130V41H131L130 38L136 40L137 44H140V45H141V42H143V40H144L145 42H146L147 39H150V41L153 40V39H151V38H146V36H145V35H148V34H149V33H148V32H149L148 29H150V28H148V27H146V26H147V25H148V26L151 25V22H150V24H148L147 22H149V20H147V18H146V21L144 20V21L147 23V24H146V23L143 21V19H145V18L140 19V16H141V17H144V15H143L144 13H143V12L146 11V10L144 9V7H146V9H147V6H144V7L141 6V5H142L141 2L143 1L142 3H143L144 5H146L148 2H147V3H144L145 0H142V1L139 3V6L142 7V8L144 9V10L141 12L142 8H141V9L138 8L139 6L137 5ZM150 1H151V0H149V2H150ZM152 1H153V0H152ZM155 1L157 2V3H156V2H155V3L158 4V1H159V0H155ZM162 1H163V0H160V1H159V4H162L161 6H163V7H162L163 9L160 8V9H162V11H160L159 9L157 10V7L160 6V5H158V6L156 7V4H155L156 10H157L159 13H161V12L163 13V12H166V11H167V9L164 8L165 5H166V3H169V2H170V4H171V3H174L173 6H175L176 3H178L176 0H175V2L172 1V0H167L166 3H165V0L163 1V3H162ZM168 1H169V2H168ZM171 1H172V2H171ZM178 1H179V0H178ZM180 1H181V0H180ZM180 1H179V3L177 4L178 6H179L180 4H183V2H184V6H185V4H187V9L189 8V10H188V13H187L186 15L191 14V16H192L191 21H193V20H194V21H195V20H199V19H197V17L199 18V15H201L202 12H203V13H202L203 15H204V13L207 14V12H208L207 9H209L208 7L210 6L209 4H207V5H209V6H208V7H205L204 4H203V7H201V8H202L201 10H199V9H198V6H197V9H198V10H197L198 12H197L196 10H195V11L193 10V9H196V6H194L195 8L192 7L193 5H196L197 3L194 4L192 0H191L192 2H191L190 0H187L188 2H189V1L191 2V7L193 8V9L191 8V10H190V6H189V5H190V2L187 3V1L183 0V1H181V3H180ZM195 1L200 2V0H194V2H195ZM207 1H208V0H207ZM222 1H223V0H222ZM224 1H225V0H224ZM231 1H232V0H231ZM254 1H255V0H235V2H234V0H233V2H230V3L227 4V7H226V9L228 10V11L226 10V11H227V13H226L227 16H226V14H225V15L219 17L222 13H225V12H222V11H221V14L218 13V12L220 11V9H221L223 6L220 5L221 8L219 9V11H218V9L216 8V9H217V13L219 14V16H217V18L219 17V20H220V18H222V20H223L224 17H225V21L227 20V22H222V23H220V25H222V24L225 23L224 26L222 25L223 27H219L218 25H217L218 27H217V26L215 27L216 24H215V25L212 24V25H214V26H211V21H212V22L215 21V23L218 22V20H215L216 18L214 19V16H213L212 14H211V15H207V16H206V14H205L206 17L204 16V17H205V20H207L209 16H210V17L213 16V17H211V18L209 17L210 21H208L209 19L207 20V23H208V24L205 23V26L207 25V28H206L207 30H206V29L201 30V29H202L201 24L199 25V23H201V22H197V21H195V22L198 23V24H196V23H195V24L199 26L198 29L196 28V30H197L198 32L200 31V32H199L200 34H201V33H204V30H206V31H205V34H206V32H207L208 30H209V31H213V37H214V38L211 37V38L214 39V40H213V43H215V42L217 41V39H218V42L220 41L219 44H218V43L213 44V45H215V46H216V44H217V47H215V48H217V50H218L217 52H218V53L213 52V50H214V46L211 44V47L213 46V48H212L213 50L211 49V51L217 55V56H216V55L214 54V56H216V57H214V56H210L211 52H210V54H209V52H208L209 56H208V55L206 54V52H205V56H206V57H204V55L202 54L203 58H208V57L210 58V61H209V58H208V60L206 59V60H204V61H207L208 63L210 62V67L212 68V71L214 70V71H213L214 74L216 73L215 75H217V70H219L220 72H223V73H224V75L226 76V78L229 77L230 80L232 79V78H231V76H232V75H231L232 70L229 69V71H228V65H229L230 67L233 66V63H232V59H234V56H233V58H232V49H233V47L235 48V49H233V50H234V53H235L237 50L239 51V54H238V55H239V60H240V66L242 65V62H243V63H245V62L247 63V61H250V66L253 65V63H254V65H255V63H257L258 61H260L259 58H261V56H263V54H264L263 51H264V50H262V49H264V47H263L264 45H262V44H263V42H264V26H263V27H260L259 25H257L256 22H255L256 24H255L254 22L252 23V21L249 20L250 16L248 17V19H247L246 16H245V15H248V13H249V12L247 11V9L250 10V11H252V9H256L255 7H254V8L251 7L252 9L247 7L248 4H249V6H250V4H252V5L255 6V4H253ZM118 2H120V1H118ZM160 2H161V3H160ZM202 2H204V0H202ZM202 2H200L201 4H200V3L198 4V5H199V8H200V6L202 5ZM210 2H211V1L209 0L207 3H210ZM260 2H261V1H260ZM134 3H135V4H134ZM164 3H165V5H164ZM223 3H226V1L223 2ZM257 3H258V0H257ZM119 4H120V3H119ZM133 4H134V5H133ZM210 4H211V3H210ZM258 4H259V3H258ZM260 4H262V2H261ZM263 4H264V3H263ZM105 5H106V4H105ZM120 5H122V4H120ZM135 5L138 6L137 8H138L140 11L136 9V6H135ZM168 5H169V4H167V6H168ZM171 5H172V4H171ZM171 5H170V7H171ZM177 5H176L175 7L178 9ZM235 5H236V6H235ZM118 6H119V5H118ZM180 6H181V8H179V9H182V5H180ZM180 6H179V7H180ZM188 6H189V7H188ZM260 6H261V5H258V8H259ZM263 6H264V5H263ZM47 7H49V6H47ZM127 7H128V8H127ZM168 7H169V6H168ZM170 7H169V8H170ZM43 8H44V7H43ZM117 8H118V7H117ZM122 8H123V7H122ZM122 8H120V9H122ZM148 8H149V6H148ZM169 8H168V9H169ZM173 8H174V7H173ZM173 8H172V10H173ZM185 8H186V7H185ZM203 8L205 9V11L203 10ZM223 8H224V7H223ZM263 8H264V7H263ZM46 9H47V8H46ZM134 9H136L137 12L134 11ZM150 9H152V11H153V8H150ZM150 9L147 10V11H149V14L151 13L154 17L157 15V17L160 18V17H159V13H157L156 10H154V11L156 12V13H155V12H152V11L150 12ZM260 9H262V8L260 7ZM108 10L111 11L112 8H110V9H108ZM123 10H124V9H123ZM164 10H166V11H164ZM185 10H186V9H185ZM202 10H203V11H202ZM206 10H207V11H206ZM211 10H212V9H211ZM211 10L209 9V11H211ZM263 10H264V9H263ZM49 11H50V10H49ZM110 11H109V12H110ZM114 11H115V10L113 9V10H112V13H114ZM127 11H128V12H127ZM147 11H146V12H147ZM191 11H192V13H193V12H194V13H195V12L199 13L200 11H201V12H200V14H198V15H197V13L192 15ZM223 11H224V10H223ZM256 11H257V9H256ZM256 11H255L254 13H255V14H258V18H259V14L264 15L263 13H257V12H262L261 10H260V11H257V12H256ZM103 12H104V11H103ZM119 12H120V11H119ZM170 12H171V9H169V13H170ZM172 12H173V11H172ZM182 12H183V11H182ZM186 12H187V11H186ZM186 12H184V13H186ZM104 13H105V12H104ZM112 13H108V14H107L108 17H109V14H110V16L112 17V16H113ZM140 13H142V15H140ZM153 13H155V15H154ZM162 13H161V14H162ZM169 13H163V14L168 15ZM208 13H209V12H208ZM210 13H211V12H210ZM210 13H209V14H210ZM212 13H214V12H212ZM252 13H253V11H252ZM252 13H251V14H252ZM254 13H253L252 15H254ZM120 14H121V12H120ZM149 14L146 13V15H149ZM151 14H150V16L153 17ZM161 14H160V16H161ZM124 15H125V16H124ZM170 15H171V14H170ZM196 15H197V16H196ZM203 15H202V16H203ZM50 16H51V15H50ZM138 16H139V19H138ZM150 16L148 17L149 19H151ZM202 16H201V19H200V20H203V19H202ZM256 16H257V15H256ZM256 16H255V17H256ZM45 17H46V16H45ZM114 17H115V14H114ZM114 17H113V18H114ZM146 17H147V16H146ZM161 17H162V16H161ZM166 17L168 18V20H170L169 18H170L171 16H170V17H169V16H166ZM166 17H164V19H165ZM180 17H181V16H180ZM182 17H184V16H182ZM188 17H190V15H189ZM204 17H203V18H204ZM255 17H253V19H254L253 21H255V20L257 21V20H259L257 17H256V18H255ZM194 18H195V19H194ZM153 19H154V18H152L150 21H152V22L155 21V22H156V21L158 20V19H156V17H155V20H153ZM171 19H172V17H171ZM176 19H177V20H180V21H181V20L185 21L186 19L188 20V18H187L186 16H185V19H180V18H179V19L176 18ZM211 19H213V20H211ZM243 19H245V20H243ZM127 20H128V21H127ZM135 20H139V22L142 21V22H144V23L141 22V23L138 24V22H136ZM140 20H141V21H140ZM187 20H186V21H187ZM200 20H199V21H200ZM46 21H47V17H46ZM101 21H102V20H101ZM117 21H118V22H117ZM122 21H121L120 23H122ZM129 21H130V23L136 22L137 24H136V23H135V24H136V25H139V28L141 27L142 24H145V25H144L143 27H141V28H142V30H143V29L146 27L147 30H146V29H145V31H142V30H141L142 33H141V32L139 33V31H138V32L135 31V30L138 29V27H137L134 23H133V25L131 24V28L135 29V28L137 27V29H135V30L133 31V34H132L133 37H134V38H133V37H131V36H132V35H131V31H132L133 29H132V30L129 29V27H130V25H129V24H130ZM132 21H133V22H132ZM158 21H159V20H158ZM161 21H163V20H161ZM161 21H159V23H160ZM166 21H167V20L165 19V23H163V22H162V24L160 23L161 26L164 27V26H165L164 24H167L168 27L171 26L170 24H168L169 21H167V22H166ZM188 21H189V20H188ZM203 21H204V20H203ZM216 21H217V22H216ZM248 21H249V22H248ZM260 21H261V19H260ZM262 21H263V19H262ZM99 22H100V20H99ZM99 22H96V23H97L96 25H98V28H102V27L104 28V27H105L104 29L102 28L103 31H102V30H101V31H102V32H105V31H106V32H107L106 36H107V37H108V36L111 37V35H110L111 32H110V34H109V33H108V30H107L108 28L106 29V26H107V25H106V24L104 25V23H106V22H103V25H104V26H102V27H99V24H98ZM171 22H175V21H174V20H173V21L171 20ZM204 22H205V21H204ZM246 22H247V23H246ZM101 23H102V22H101ZM101 23H100V26H101ZM117 23H118V24H117ZM157 23H158V22H157ZM157 23H152V24L156 27V28H155L156 30L154 29V31L152 30L151 32H154V34L156 35L155 37H158V36H159V37H163L162 39H165L164 37L167 36V35H166L167 33H168V35H169V29L171 30V28L169 27V29H168L167 26H166L167 29L164 28L163 31H167V30H168V31H167V32H164V33H166V34L163 36L162 32L159 33L160 31H162L161 28H163V27H161L160 24H159L158 27H157V25H156ZM176 23H177V21H176ZM187 23H190V21L187 22ZM193 23H194V22H193ZM193 23L191 22V24H193ZM202 23H203V22H202ZM262 23H264V22H262ZM262 23H261V24H262ZM140 24H141V25H140ZM180 24H181V23H180ZM180 24H179V25H180ZM195 24L192 25V28H193V27H194V28L197 27ZM218 24H219V23H218ZM261 24H260V25H261ZM54 25H56V24L54 23ZM113 25H114V28L112 27ZM118 25H121V26H118ZM134 25L136 26L135 28H134ZM181 25L184 26V28H185V25H184L183 22H182ZM189 25H190V24H189ZM208 25H210V26H209L210 28L213 27V30H210V28L208 27ZM123 26H124L125 28H124ZM126 26H127V27H126ZM132 26H133V27H132ZM151 26H152V25H151ZM154 26H152V29H153ZM159 26H160V27H159ZM190 26H191V25H190ZM203 26H204V25H203ZM249 26H251V28H249ZM53 27H54V26H53ZM94 27H95V25H94L92 28H94ZM233 27H234V28H233ZM98 28L95 27L94 29L97 30ZM141 28H140V29H141ZM157 28H158V29H157ZM194 28H193V29H194ZM200 28H201V29H200ZM208 28H209V29H208ZM248 28H249V29H248ZM165 29H166V30H165ZM252 29H253V30H252ZM3 30H4V29H3ZM88 30H89V27H88ZM96 30H94V31L97 33ZM157 30H158V31H157ZM159 30H160V31H159ZM182 30L184 31V29H182ZM90 31L92 32V33L90 32L91 35H92L93 37L95 36V37H94V40H93V39H92V40L90 39V40H91V41H94V45L97 44V46H98V43H96L98 40L95 39V38H96L97 36H98L99 38H101V36H102L103 34H101V36H99V34H100L99 32H98V34H96V33L93 34L94 31H93L92 29H91ZM147 31H148V32H147ZM156 31H157V33H156ZM171 31H172V30H171ZM194 31H195V30H194ZM197 31H195V32H197ZM202 31H203V32H202ZM87 32H88V31H87ZM87 32H86V33H87ZM106 32H105V33H106ZM135 32L138 33L139 35L141 34L140 36H142V35L144 34L143 37H145L146 39H143V40H142V39H141L142 37H141V38L138 37V36H139L138 34H137V35H138V36H137L138 39H137V38L135 39V37H136V33H135ZM143 32H144V33H143ZM146 32H147V33H146ZM173 32H174V30H173ZM177 32H178V31H177ZM254 32H255L256 37H255V35L252 34V33H254ZM58 33H59V32H57V34H58ZM199 33H198V34H199ZM108 34H109V35H108ZM112 34H113V32H112ZM134 34H135V35H134ZM152 34H153V33L149 34L150 37H151ZM160 34H161V36H160ZM170 34H171V33H170ZM185 34H186V33H185ZM200 34H199V35H200ZM205 34H202V35L200 36V38L203 37V35H204V38L207 39V36H205ZM207 34H209V33H207ZM211 34H212V32H210V35H211ZM81 35H82V34H81ZM87 35H88L87 38H89V37H90V36H89L90 34H87ZM104 35H105V34H104ZM171 35H172L174 38H176V37L174 36V35H175L174 33H172ZM210 35L208 36V39H209ZM84 36H85V35H84ZM106 36L104 37V40L106 39ZM78 37H79V36H78ZM81 37H82V36H81ZM93 37H92V38H93ZM98 37H97V38H98ZM109 37H108L109 42L111 41L110 43H114V42H113V41H114V37H113V40H111L112 37H111V38H109ZM129 37H130V38H129ZM152 37H153V36H152ZM169 37H171V36L169 35ZM253 37H255V39H257V42L259 41L258 43L256 42L257 45H258L259 47L256 46V43H255V42H254V43L252 42L253 40L255 41V39H253ZM257 37H259L260 40H261L262 42H261ZM61 38H62V37H61ZM83 38H84V37H82V40H83ZM87 38H85V39H87ZM153 38H154V37H153ZM174 38H172V42L169 40V44H170V42H171V44H172V47H171V46H170V47L173 48V51L175 50V47L178 48V50L181 49V47H180V48L177 47V46H178L177 43L180 41L181 38H176V40H177V39H179V40H178V42H176V40H175V45H177V46L173 47V45H174V43H173ZM204 38H202L203 41L205 40ZM211 38H210V39H211ZM215 38H216V39H215ZM75 39H76V38H75ZM75 39H74V40H75ZM80 39H81V38H80ZM102 39H103V37H102ZM140 39H141V41L138 42V40H140ZM159 39L161 40V38H159ZM168 39H169V38H168ZM208 39H207V40H208ZM210 39H209V40H210ZM100 40H101V39H100ZM104 40H103V43H104ZM115 40H116V39H115ZM134 40H132V41H134ZM154 40H155V39H154ZM160 40H157V41H158V44H159V41H160ZM91 41H90V42H91ZM116 41H117V40H116ZM147 41H149V40H147ZM161 41H162V40H161ZM163 41L165 42V40H163ZM166 41H167V43H168V40H166ZM211 41H212V39H211ZM211 41H210V43H211ZM83 42H85V41H83ZM83 42H82V43H83ZM98 42H99V41H98ZM164 42H163V43H164ZM205 42H206V41H205ZM208 42H209V41H207V44H209ZM92 43H93V42H92ZM103 43H102V44H103ZM106 43H108L107 40H106ZM116 43H117V42H116ZM128 43H126V44H128ZM133 43H134V44H133ZM146 43H147V42H146ZM152 43H153V42H152ZM152 43H151V44H152ZM167 43H165V44H167ZM260 43H261V45H259ZM132 44H133V48H135V47L137 48V46H139V47L142 46V47H143V45H145V44H142L141 46H140V45H137V44H135V41H134V42H131V45H132ZM151 44H149V45H151ZM153 44H154V43H153ZM171 44H170V45H171ZM253 44H255V47H254ZM88 45H89V44H88ZM99 45H101V44H99ZM104 45H105V43L103 44V46H104ZM107 45H108V44H107ZM110 45H111V47L114 46V44H113V46H112V44H110ZM122 45H120V46H122ZM131 45H130V46H131ZM135 45H136V46H135ZM146 45H148V44H146ZM179 45H180V44H179ZM209 45H210V44H209ZM219 45H220V46H219ZM108 46H109V45H108ZM116 46H117V45H116ZM134 46H135V47H134ZM161 46H162V45H161ZM165 46H166V45H165ZM167 46H169V45L167 44ZM206 46H207V45H206ZM235 46H236V47H235ZM261 46H262V48H261ZM79 47H80V45H79ZM111 47H110V48L108 47V49H110L111 51H113V50H112L113 48L111 49ZM117 47H118V46H117ZM131 47H132V46H131ZM106 48H107V46L105 47V50H106ZM119 48L122 49V47H119ZM119 48H118V49H119ZM127 48H126V49H127ZM183 48H184V47H183ZM183 48L181 49L182 51L184 50ZM236 48H237V49H236ZM100 49H101V47L99 46L98 51H99ZM108 49H107V52H106V51L102 48V50H104L105 53H107V54H104V55H106L107 57L109 56L108 54L110 53V52H109L110 50H108ZM140 49H141V48H140ZM143 49H144V48H143ZM161 49H162V48H161ZM169 49H170V48H169ZM90 50H91V49H90ZM127 50H128V49H127ZM141 50H142V49H141ZM162 50H163V49H162ZM162 50H161V52H163ZM164 50H166V51H164V52H169V50L167 49V47H165ZM170 50L172 51V49H170ZM199 50H200V49H199ZM93 51H94V50H93ZM128 51H129V50H128ZM159 51H160V50H159ZM171 51H170V52H171ZM179 51H180V50H179ZM214 51H215V50H214ZM100 52L103 53V51H100ZM108 52H109V53H108ZM113 52H114V51H113ZM121 52H122V51L119 52V55L122 54ZM126 53H127V52H126ZM148 53H149V51H148ZM171 53H172V52H171ZM171 53H168V55L171 54ZM175 53H176V55H177L178 51H175L173 54H175ZM201 53H203V52H201ZM213 53H212V55H213ZM234 53H233V54H234ZM29 54H30V53H29ZM127 54H130V53H127ZM173 54H172L171 56H173ZM100 55H103V54L100 53ZM104 55H103V56H104ZM110 55H111V54H110ZM119 55H117V56H119ZM163 55L166 56L165 53H163ZM181 55H182V54H181ZM235 55L237 56V52H236ZM122 56H123V57H122ZM122 56H121V57L124 59V57H125L124 53L122 54ZM128 56H129V55H128ZM128 56H127V57H128ZM131 56H132V55H130V57H131ZM165 56H163V57L165 58ZM202 56H201L200 58H202ZM107 57H106V58H107ZM112 57H114V56H112ZM119 57H120V56H119ZM132 57H133V56H132ZM132 57H131V59H130V62H131V60H132ZM99 58H100V57H99ZM109 58H110V56H109ZM109 58H108V59H109ZM100 59H101V58H100ZM108 59H107V62L109 61ZM120 59H121V58H120ZM186 59H187V58H186ZM253 59H255L256 61L253 60ZM261 59H262V58H261ZM125 60H126V59H124V61H125ZM190 60H191V59H190ZM104 61H105V60H104ZM110 61H111V59H110ZM116 61L120 62V61L118 60V57H117V60H116ZM116 61H114V62H116ZM145 61H146V60H145ZM177 61H179V60H177ZM196 61H198V60H196ZM252 61H253V62H252ZM263 61H264V60L262 59L261 62H263ZM121 62H123V60H122ZM147 62H148V61H147ZM175 62H176V61H175ZM233 62H234V61H233ZM261 62H259V64H260ZM91 63H92V62H91ZM126 63H127V60L124 62V64L126 65ZM168 63H169V62H168ZM178 63H179V62H178ZM235 63H236V62H234V64H235ZM237 63H239V62H237ZM97 64H98V63H97ZM106 64H107V63H106ZM124 64H123V67H124V68H125L126 66H128L127 68L130 67V65H129L128 63H127L126 66H124ZM174 64H175V63H174ZM257 64H258V63H257ZM259 64H258V65H255V66H256V69H257V66L260 68V66L262 65V63H261V65H259ZM104 65H105V64H104ZM104 65H103V66H104ZM107 65H108V64H107ZM168 65H169V64H168ZM181 65L184 66L183 64H181ZM254 65H253V66H254ZM119 66H120V65H119ZM121 66H122V65H121ZM131 66H132V65H131ZM234 66H235V65H234ZM234 66H233V68H232V67H231V68L234 69ZM101 67H102V66H101ZM107 67H109V65H108ZM115 67H116V66H115ZM132 67H134V66H132ZM171 67H172V66H171ZM210 67H209V68H210ZM230 67H229V68H230ZM238 67H239V66H238ZM116 68H117V67H116ZM134 68L136 69V67H134ZM172 68H173V67H172ZM175 68H176V67H175ZM182 68H184V67H182ZM131 69H133V68H131ZM176 69H177V68H176ZM202 69H203V68H202ZM235 69L237 70V68H235ZM235 69H234V70H235ZM115 70H116V69H115ZM119 70H120V69H119ZM136 70H137V69H136ZM205 70H206V69H205ZM257 70H258V69H257ZM263 70H264V69H263ZM263 70H262V71H263ZM124 71H126V69H124ZM198 71H199V70H198ZM198 71H197V72H198ZM207 71H208V70H207ZM100 72H101V70H100ZM100 72H99V73H100ZM130 72H131V71H130ZM161 73L163 74L162 71H161ZM178 73H179V71H178ZM198 73H199V72H198ZM125 74H126V72H125ZM137 74H138V73H136V74H134V75H137ZM162 74H161V75H162ZM201 74H202V73H201ZM208 74H209V73H208ZM208 74H206V75L208 76ZM211 74H213V73H211ZM97 75H98V74H97ZM120 75H121V74L119 73V75H118V76H119V77H118L119 79H120ZM164 75H166V74H164ZM125 76H126V75H125ZM103 77H104V76H103ZM116 77H117V76H116ZM121 77H122V76H121ZM133 77H134V76H133ZM167 77H168V76H167ZM202 77H203V76H202ZM209 77H210V76H209ZM109 78H110V77H109ZM123 78H124V76H123ZM155 78L157 79V76H156ZM192 78H193V77H192ZM148 79H149V78H148ZM153 79H154V78H153ZM150 80H152V79H150ZM202 80H203V79H202ZM230 80H229V81H230ZM153 81H154V80H153ZM153 81H150V82H153ZM198 81H199V80H198ZM204 81H205V80H204ZM229 81H228V82H229ZM233 81H234V80L232 79V81H231L232 84H233ZM148 82H149V81L146 80V83H148ZM150 82H149V83H150ZM160 82H161V81H160ZM201 82H202V81H201ZM201 82H200V83H201ZM138 83H139V82H138ZM142 83H143V82H142ZM144 83H145V82H144ZM146 83H145V84H146ZM157 83H158V82H157ZM194 83H195V82H194ZM135 84H136V83H135ZM167 84H169V82H168ZM167 84H164V85H167ZM189 84H190V83H189ZM196 84H197V83H196ZM196 84H195V85H196ZM212 84H213V83H212ZM229 84H230V82L228 83V85H229ZM140 85H141V84H140ZM150 85H151V83H150ZM153 85H155V82H154V84H152V86H153ZM162 85H163V84H162ZM164 85H163V87H164ZM213 85H214V84H213ZM213 85H210V87H212ZM138 86H139V85H138ZM146 86L149 87V84H147ZM146 86H145V87H146ZM152 86H150L151 88H148V89H154L153 87H155V86H153V87H152ZM170 86H171V85H170ZM201 86H202V85H201ZM203 86H204V85H203ZM207 86H208V84H207ZM207 86L205 85L204 87H207ZM214 86H216V84H215ZM136 87H137V86H136ZM143 87H144V85H143ZM145 87H144V88H145ZM156 87L158 88V85H156ZM156 87H155V88H156ZM194 87H195V86H194ZM208 87H209V86H208ZM216 87H219V84H217ZM216 87H214V88H216ZM123 88H124V87H123ZM139 88L143 89L142 86L139 87ZM139 88H138V92H139ZM157 88L154 89V90H155V92H154L155 94H153V92H152L153 90H152V91L149 90V91L151 92V94H152V95L149 94V96H150V95H151V96H154V97H151V98H154V99H152V102H153L154 100H155V102H156V101L158 102V100H159V99L156 100L157 98L155 97V95H156V91H157L158 89H162V87L160 88V86H159V88H158V89H157ZM166 88H168V87H166ZM166 88H165V89H166ZM198 88H199V86H198ZM201 88H202V87H200V90H201ZM222 88H223V86H222ZM222 88H220V89H222ZM226 88H228V91L233 89V87L231 86V84H230L228 87H226ZM141 89H140V91H141ZM195 89H197V88H195ZM205 89H206V90H205ZM205 89H204L203 91L205 92L204 95L206 96L207 92L209 93V92H210L209 90H210L211 88H210V89H209V88H205ZM207 89H209V90H207ZM121 90H123V89H121ZM135 90H136V89H135ZM144 90H145V89H143L142 93L144 92L143 94L146 95V92H147L148 90H147V88H146V90H147L146 92H145ZM163 90H164V88H163ZM163 90H162V91H163ZM166 90H167V89H166ZM130 91H132V90H130ZM149 91H148L147 93H149ZM167 91H168V90H167ZM206 91H207V92H206ZM213 91H215V90H213ZM223 91H224V89H223ZM133 92H134V91H133ZM164 92H165V90H164ZM136 93H137V92H136ZM142 93H141V94H142ZM212 93H213V92H211L210 95H211ZM129 94H130V93H129ZM131 94H132V92H131ZM167 94H168V96H166L167 99L170 98L171 101L173 102V101H174V98H173V100H172V96H171V97L169 96V94L172 95V93L168 91ZM204 95H203V96H204ZM149 96H148V94L145 96V97L147 98V100H145V101H148V102H149V100L151 99ZM196 96H197V95H196ZM211 96H212V95H211ZM215 96H216V95H215ZM166 97H165V98H166ZM192 97H193V96H192ZM206 97H207V96H206ZM208 97H209V96H208ZM155 98H156V99H155ZM165 98H163V99L166 100ZM202 98H203V97H202ZM204 98H205V97H204ZM242 98H243V97H242ZM194 99H195V98H194ZM206 99H207V98H206ZM211 99H212V98H211ZM218 99H219V98H218ZM175 100H176V99H175ZM183 100H184V99H183ZM195 100H196V99H195ZM204 101H205V100H203V102H204ZM218 101H219V103L221 102L220 105L223 106V107L220 109V110H222V111H221L222 114H218V117L223 116V118H225L226 121H227V119H230V120H231V117H232L233 115H236V106H235V103H232L231 100H229V101L227 100V101L225 102L223 99H222V100H218ZM118 102H120V101H118ZM148 102H147V103H148ZM152 102H151V104H152ZM155 102H154V103H155ZM159 102H160V101H159ZM136 103H137V102H136ZM136 103H135V104H136ZM144 103H146V102H144ZM147 103H146V105H149V106H150V103H149V104H147ZM162 103H163V102L161 101V104H162ZM173 103H175V102H173ZM173 103H170V100H168L166 104L170 106V105L173 104ZM198 103H199V102H198ZM224 103H226V106L224 105ZM116 104H117V103H116ZM194 104H195V103H194ZM199 104H200V103H199ZM204 104H205V103H204ZM117 105H118V104H117ZM143 105H145V104H143ZM152 105H155V104H152ZM152 105H151V107H152ZM157 105H158V103H157ZM174 105H175V104H174ZM180 105H181V104H180ZM180 105H178V106L175 105V106H177V107L179 108ZM182 106H183V105L180 106V107H181V110H180V108L178 109L177 107H175L176 109H178V110H175V111H176L175 118H176V116L179 115V114H177V113H180V114L182 113V114H183V111H182V110H186V108H185V109H182ZM188 106H189V105H188ZM197 106H198V105H197ZM209 106H210V104H209ZM224 106H225V107H224ZM128 107H129V104H128ZM151 107H150V108H151ZM155 107H156V105H155ZM202 107H203V106H202ZM207 107H208V106H207ZM207 107H205V108L207 109ZM137 108H139V107L137 106ZM142 108H144V107H142ZM148 108H149V107H148ZM144 109H145V108H144ZM144 109H143V112H144ZM152 109H153V110H152ZM187 109H188V108H187ZM196 109H197V108H196ZM200 109L202 110L203 108L200 107V108L198 109V111H195V114H193L194 116L191 115L192 113H194V112H191V108H190V110L188 109L189 111H187V112L190 113L189 115L192 116V117H191V116H190V117L188 116V118H187V114H188V113H186V111H184V114H186L185 119H186V122H187V123H185L184 126H186V124H187V126L190 125L189 128H190V127H191V128H190V129L188 128L189 131H187V130H186V131H185V130H182L183 132H182L180 129H178L181 133H183L184 135H187L186 138H188V135H189V137L191 136V135L188 133V132L191 131V129H192V131L195 129L194 132H196V128H195L196 124H200L201 122H204V124H206V126H207V129H208V127L212 126V128H209L207 134H204V132H205L206 130H205V131H202V132H203V135H204V138H203V135L201 136L202 133H200V131L203 130V129H201L200 127H201V126L203 127L204 124L201 123L200 125H197V128H198V129L200 128V130H197V131H199V132H198V133L196 132L197 134L200 133V136L198 135V137H199V138H202V139H205V138H207V137H205V136H206V135H209L208 137H209L210 139H209V138L205 139V140H207V141L209 140V141H208V144H205V143H204L205 140H203L202 147H203V149H204L205 151H204L203 149H201V150H199L200 152H199V151L196 152V155H197V154L200 155L202 150H203L204 152H206V148L209 146V142H212V140H213V139L215 138V136L218 134V133H215V132H217V131H215V129H216V130H218V129H217V127L213 124V123H214L213 120H214L215 117H214L213 115L211 116V115H210V112L207 113L209 107H208L207 110L203 109L204 111H203V110L200 111ZM237 109H238V108H237ZM151 110H152L153 112H155V114H158V112L156 111V110H157V107H156V110H155V111H154V107L151 108ZM179 110H180L181 112H179ZM218 110H219V109H218ZM145 111H146V110H145ZM158 111H159V110H158ZM177 111H178V112H177ZM129 112H130V111H129ZM129 112L127 111V113H129ZM131 112H132V111H131ZM134 112H135V118H136V110L133 111L132 116L134 115ZM143 112H142V113H143ZM146 112H147V111H146ZM146 112H144V114H142V115H145ZM150 112H151V111H149V113H150ZM153 112H152V114H153ZM221 112H220V113H221ZM137 113H138V112H137ZM147 113H148V112H147ZM147 113H146V114H147ZM149 113L147 114L148 116H149ZM238 113H239V112H238ZM238 113H237V114H238ZM122 114H123V113H122ZM122 114H121V116H122V118L125 120V116H123L124 114H123V115H122ZM152 114H150L149 117H148L147 115L145 116V118H146V117L150 118V119H149V120H150V121H149V122H150V125H151L153 122L155 123L154 125H152V126H154V127H153L154 129L152 130V132L150 131V130H151V128H150L151 126H150V125H149L150 127L148 126L149 122L147 121V122H145V123H148V124H147L148 128L146 127V129H149V128H150V129H149L150 132L148 131V133H150V134L152 133V134L154 135L155 132L153 133V131H156V130H157L156 134L158 133V129H157V128L155 129V127L157 126L156 124H158V126H159V123H160L161 121H160V122H157V119H155L156 122L153 121V120H154V119H153L154 117H153V116H152L153 118L151 117ZM182 114H181V115H182ZM153 115H154V114H153ZM158 115H159V114H158ZM160 115H161V113H160ZM162 115H163V114H162ZM219 115H220V116H219ZM132 116H131V117H132ZM154 116H155V115H154ZM156 116H157V115H156ZM156 116H155V117H156ZM163 116H164V115H163ZM163 116H160V117L162 118ZM236 116H237V115H236ZM140 117L142 118V121H143V124H144V119H145V118L143 119V116H141V115H140ZM167 117H168V115H167ZM169 117H170V116H169ZM169 117H168V118H169ZM212 117H213V118H212ZM218 117L215 118V120H216V119H219ZM241 117H242V116H240V117H238V118H241ZM141 118H139L137 121H136V120H135V121L138 123L139 120H140ZM148 118H147V119H148ZM151 118H152L153 120H152ZM156 118H157V117H156ZM175 118H174V119H175ZM189 118H191L190 120H191L192 122H193V121H194V122L196 121L197 123H194V122H193V124H191ZM221 118H222V117H221ZM221 118L219 119V121L221 120ZM238 118H237V119H238ZM123 119H122V121H123ZM158 119H159V118H158ZM187 119L189 120V122H188ZM237 119H236V121H237ZM133 120H134V119H133ZM133 120H132V121H133ZM145 120H146V119H145ZM151 120H152V121H151ZM159 120H160V119H159ZM161 120H162V119H161ZM163 120L166 121V118H164ZM163 120H162V122H163ZM177 120H178V119H177ZM5 121H7V120H5ZM173 121H174V120H173ZM179 121H180V119H179ZM226 121H224V122H226ZM136 122H135V123H136ZM166 122H167V121H166ZM182 122H183V121H181V124H182ZM205 122H206V123H205ZM215 122H217V121H215ZM220 122L224 123L223 121H220ZM15 123H16V122H15ZM124 123H125V121L123 122V124H124ZM164 123H165V122H163V124H162V123L160 124V126H161L162 128L164 127V130H163V129H159V131H160V130L162 131V134L165 132V130L167 131V129H168L169 126L166 127V125L169 124L170 122H169V123L167 122V124L165 123V124H166L165 126H162V125H164ZM175 123H176V125H177V123H179V122L176 121ZM175 123H173V124H175ZM231 123H232V122H231ZM231 123H230V125H231ZM2 124H3V123H2ZM6 124H7V123L5 122V125H6ZM11 124H12V121H11ZM133 124H134V123H133ZM133 124H132V125H133ZM138 124L141 125V122L138 123ZM7 125H8V126H6V127H8V129H9L10 125H9V124H7ZM15 125H17V126L15 127V130H13V131L15 132V131H16V128H17V131L15 132L16 134L11 130V129H14V128L10 127L11 129H10L9 132H11V134H10V133H7V137H8V136H9V138L12 137V138H10L11 140H13V139L16 137V138H15L16 140H13V142H15V141H17V140L19 141V139L21 138L20 142H23V143H24L23 145H25V143L27 142L26 145L29 146V143H28V141H27L28 138H27L26 140H25V139L23 140V139H22L23 137L21 136V135L25 134V133H22V132H21V131H23V130H22V129H23L22 126H25V125L22 124V126H21V125L18 126L17 123H16ZM76 125H77V124H76ZM124 125H125V124H124ZM132 125H131V126H132ZM136 125H137V124H136ZM169 125H172V124H169ZM191 125H192V126H191ZM193 125H194V128H193ZM224 125H225V124H224ZM227 125H228V124H227ZM234 125H236L235 122H234ZM234 125L230 126V128H231V129H232L233 127L235 128ZM11 126H12V125H11ZM160 126H159V128H160ZM177 126H178V125H177ZM179 126H180V125H179ZM179 126H178V127H179ZM198 126H200V127H198ZM221 126H222V125H221ZM228 126H229V125H228ZM18 127H19V129H18ZM70 127H72V126H70ZM134 127H135V126L131 127V129L134 128ZM142 127L145 128V126H142ZM180 127H182V126H180ZM180 127H179V128H180ZM215 127H216V128H215ZM20 128H22V129H20ZM135 128H136V127H135ZM135 128H134V129H135ZM137 128H138V125H137ZM137 128H136V129H137ZM166 128H167V129H166ZM169 128H170V127H169ZM171 128H172V126H171ZM173 128H175V126H174ZM204 128H205V127H204ZM213 128H214V129H213ZM219 128H221V127H219ZM138 129H140V127H139ZM175 129H176V128H175ZM185 129H187V127H186ZM210 129H211L213 132H214V131H215V132H214V133H211L212 131L210 132ZM226 129H227V128H226ZM39 130H40V129H39ZM39 130H38V131H39ZM168 130H169V129H168ZM18 131L20 132V135H19V136H21L20 138H19V136H17V132H18ZM163 131H164V132H163ZM171 131H173V130L171 129V130L168 131V132H170V134L167 133V134H169V136L171 135ZM218 131H220V130H218ZM12 132L14 133L13 135H12ZM19 132H18V133H19ZM24 132H25V131H24ZM185 132H187V133H185ZM31 133H33V134H31V139L33 140L32 137H33V135H34L35 133L32 132V131H31ZM38 133H40V134H38L39 136L41 135V136H40L41 139H40L39 141L42 142V133H41V130H40ZM69 133H70V132H69ZM160 133H161V132H160ZM9 134L12 135V136H10ZM79 134H80V132H79ZM86 134H88V132H87ZM164 134H165V133H164ZM164 134H163V135H164ZM167 134H166V135H167ZM191 134H193V132H191ZM214 134H216V135H215V136L213 137V139H212V136H213ZM229 134H231V132H229ZM14 135H15V137L13 138ZM137 135H138V134H137ZM139 135H140V134H139ZM153 135H152V136H153ZM166 135H165V136H161V135H160L159 138H158V137H157L158 134H157L156 136H153V137H155L154 140H157L156 138H158V139H160L159 141H161V140H162L161 137H166ZM194 135H195V134H193V137H192V138H195V137H196V140H198L199 138H198L197 136H194ZM210 135H211V136H210ZM24 136H25V135H24ZM135 136H136V135H135ZM169 136H168V137H169ZM231 136H232V134L230 135V137H231ZM7 137H6V138H7ZM35 137H36V134H35ZM172 137H173V138H172L173 141H174V139H178V138L174 137L173 135H172ZM216 137L218 138V136H216ZM18 138H19V139H18ZM36 138H37V137H36ZM140 138H141V137H140ZM140 138H139V140H140ZM151 138H152V137H150V139H151ZM183 138H184V137H183ZM217 138H215V140H216ZM10 139H9V140H10ZM73 139H74V138H73ZM148 139H149V138H148ZM170 139H171V138H170ZM170 139H169V140H170ZM190 139H191V138H190ZM6 140H7V139H6ZM74 140H75V139H74ZM80 140H81V139H80ZM129 140H131V139H129ZM151 140H152L151 142L154 141L153 139H151ZM165 140H166V139H165ZM183 140H185V138H184ZM191 140H192V139H191ZM191 140H189V141H191ZM227 140H228V139H227ZM18 141L15 142L16 145L19 144ZM24 141H26V142H24ZM36 141H37V139H36ZM147 141H148V140H147ZM167 141H168V140H167ZM167 141L164 142V143H165V144L168 143ZM173 141L170 140L171 143H172ZM179 141H181V139H180ZM179 141H177V144H179ZM189 141H188V142H189ZM200 141H201V139H200ZM200 141H198V142L196 141L197 143H194V144H193L192 142H195V140H193L192 142H190V144L192 143L193 146H195V144H196V146L198 147L199 145L201 146ZM213 141H214V140H213ZM9 142H10V141H8L7 144H8L11 148H13V146L10 145V144H13V142L10 143V144H9ZM41 142H40V144H41V148H42V143H41ZM79 142H80V141H79ZM127 142H128V141H127ZM143 142H145V141H143ZM151 142H150V143H151ZM154 142H155V141H154ZM154 142H153V143H154ZM157 142H158V140H157ZM161 142H162V141H161ZM181 142L183 143L184 147H185L186 145H189V146H190L189 143L184 144V143H185L184 141H181ZM181 142H180V145L182 144ZM186 142H187V141H186ZM214 142H215V141H214ZM216 142H217V141H216ZM216 142H215V143H216ZM104 143H105V142H104ZM109 143H110V142H109ZM131 143H132V142H131ZM171 143H168V145H162V144H159V143H158L159 145H158V146L155 145L154 149H158L159 146L161 147V145H162L161 148H164V147H166V146L169 147V146L171 145ZM223 143H224V142H223ZM7 144H4L5 146H4L3 148H2L3 145L1 144L2 146H0V147H1V149H2V151H1L2 154H3V151H4L5 149L8 150V151L10 150V147L8 148V147H7V146H8ZM79 144H80V143H79ZM84 144H85V143H84ZM148 144H149V143H148ZM148 144H147V145H148ZM155 144H156V143H155ZM173 144H174V143H172V145H173ZM177 144H176V145H177ZM192 144H191V146H192ZM197 144H199V145H197ZM211 144H212V143H210V146L213 147V149H212L213 152L211 153L212 150H210L211 148H210V146H209V147L207 148V152L204 153V152L202 151L203 153H202L200 156H203V155H206V156H207V155H208V157L211 156V157H210V160H212V157L214 158L215 156H217V153L220 154V152H217L218 150H216V149L214 148V145H215V144H214V145H213V144L211 145ZM218 144H219V143H218ZM220 144H221V143H220ZM6 145H7V146H6ZM20 145H21V143H20ZM20 145H19V146H20ZM26 145H25V146H26ZM38 145H39V144H38ZM38 145H37V147H38ZM82 145H83V144L81 143L80 146H82ZM104 145H105V144H104ZM104 145H103V147H106V146H104ZM142 145H143V144H142ZM142 145H141V147L143 148V147L145 146L144 149H146V145H145V144H144L143 146H142ZM180 145H179V147H181ZM204 145H206L205 148H204ZM221 145H222V144H221ZM25 146H23V147L25 148ZM28 146H27V147H28ZM33 146H35V145H33ZM91 146H92V145H91ZM91 146H90V148H91ZM156 146H157V148H156ZM189 146H187V148H188ZM200 146H199V147H200ZM16 147L19 148V151H18V149H16V151H18V160H17V162H16V160H15L13 157H10V158L8 157L9 154L7 153L6 150H5L6 152H4V155H5V156H4V155L2 156V158L4 157L3 160H4L5 162L8 161V160H9V161H11V160L13 161V160H14V162L16 163L15 167L18 166L16 169H20V168H21L20 171H22V169H26V168L28 169V166H29V169H30L31 164L34 165V163H33V161L31 160V158L29 157V158H30V159H29L28 156H26V155L28 154L27 152H30L29 150H30L31 147H30V148L28 147L29 149H26V150L22 149L21 146H20V147L16 146ZM150 147H151V145H150ZM168 147H166L168 151H167L166 149H165V150H164V149H161L162 152H160V150H158V152H160V153H162V154L164 153V151H166V155L164 154L163 159H162L163 161H161V160H160V161H161L162 163L165 162V161H168V163L170 162V164H171V166H172V168H173V164H174L173 162H175V163L177 162L175 159H178V160H179L178 162L183 161L182 158H180L182 155H181V156H177V155H180V152L178 153L179 150L176 149V148H175V149H176L175 151H174V150H173L172 152L170 151L171 149L174 148V145L171 146V147H172L171 149H170V147H169V148H168ZM177 147H178V145H177ZM184 147L182 146L183 149L186 148V147H185V148H184ZM197 147H195V148H197ZM199 147H198V149H200ZM202 147H201V148H202ZM85 148H86V146H85ZM147 148H148V147H147ZM152 148H153V147H152ZM195 148H194L193 150H190V151H194ZM3 149H4V150H3ZM14 149H15V147H14ZM31 149H32V148H31ZM140 149H141V148H140ZM144 149H143L142 151H145ZM150 149H151V148H150ZM154 149H152V150H154ZM159 149H160V148H159ZM169 149H170V150H169ZM188 149H189V148H188ZM188 149H187V150L185 149L186 154H187ZM191 149H192V147H191ZM219 149H220V148H219ZM21 150H22V151H21ZM23 150H24V151H23ZM27 150H28V151H27ZM90 150H91V149H90ZM114 150L116 151L117 148L114 147ZM122 150H123V152L126 151L124 147L122 148ZM124 150H125V151H124ZM130 150H131V148H129V152H130ZM152 150H151V151H152ZM209 150H210V151H209ZM230 150H231V149H230ZM12 151H14V153H15V150H10V152H9L10 155L13 154V153H11ZM20 151H21V152H20ZM84 151H85V150H84ZM102 151L105 152L106 150L103 149ZM119 151H120V150L118 149L117 152L119 153ZM190 151H189V152H190ZM19 152L22 153L21 156H20ZM25 152H26V153H25ZM42 152H43V151H42ZM42 152H41V157H44V158H45V156H43L44 153L42 154ZM77 152H79V151L77 150ZM126 152L128 153V151H126ZM126 152H125V153H126ZM158 152H157V153H158ZM167 152L170 153V154H168ZM174 152L177 153V155H176L177 157L174 155L175 158H174V157H171L172 153H173V154H176V153H174ZM189 152H188V153H189ZM215 152H216V153H215ZM24 153H25V154H24ZM115 153H116V152H115ZM120 153H121V151H120ZM130 153L132 154V156L134 155V156H137V157H138V155H139V154H137V153H136V155L133 154V153H135L134 151H133V153H132V151H131ZM142 153H143V152H142ZM142 153H140V154L142 155ZM182 153H184V151H182ZM208 153H209V154L211 153V154L209 155ZM221 153H222V151H221ZM6 154H7L8 160H6V158H5V157H6ZM16 154H17V152H16ZM23 154H24V155H23ZM108 154H109V153H108ZM212 154H214V155H212ZM219 154H218V155H219ZM222 154H223V153H222ZM14 155H15V154H13V156H14ZM103 155H104V154H103ZM149 155H150V157L152 156L151 158H154V159L151 160V158L149 157ZM158 155H159V154H158ZM187 155H188V154H187ZM187 155H186V156H187ZM11 156H12V155H11ZM23 156H26V157H27V160H25L24 158H26V157H23ZM29 156H30V153H29ZM46 156H47V155H46ZM126 156H128V155L126 154ZM134 156H133V158H132V157H131V158H132V159H135L133 162H134V164L136 163L135 165H138L139 162L137 161V162H138V164H137V162H136V158H135ZM142 156H143V155H142ZM146 156H147V155H146ZM153 156H154V155H152V153H148L147 159L149 158L150 161H152L154 164H153L152 162L149 163V161H148L147 159H146L145 161H146V162L148 161V162H147L148 164H151V163H152L153 166H154L155 163H157V162H154L155 158H157V157H153ZM160 156H161V154H160ZM165 156H166V157L168 156V157H167L168 160H166L167 158L164 159ZM172 156H173V155H172ZM183 156H184V155H183ZM193 156H194V155H193ZM193 156H192V157H193ZM200 156H198V157H200ZM219 156H220V155H219ZM221 156H222V155H221ZM221 156H220V158H221ZM19 157H20V158H19ZM39 157H40V156H39ZM41 157H40V158H41ZM117 157H118V156H117ZM139 157H140V156H139ZM178 157H179V158H178ZM187 157H188V156H187ZM198 157L195 156L194 158L189 159V160H193V161L195 162V160H196ZM12 158H13V159H12ZM15 158L17 159L16 156H15ZM21 158H23V160H22ZM112 158H113V157H112ZM158 158H159V157H158ZM158 158H157V159H158ZM169 158H171V159H170L171 161H169ZM200 158H201V157H200ZM204 158H205V157H204ZM220 158L218 157V159H220ZM10 159H11V160H10ZM19 159H21V160H20L21 163L24 162V163L22 164L23 166H21V165H19V164L17 165V163L19 162ZM42 159H43V158H42ZM173 159H174V160H173ZM180 159H181V160H180ZM201 159H202V158H201ZM214 159H215V158H214ZM28 160H30V162H32V163H30ZM54 160H56V158H54ZM102 160H105V159H102ZM164 160H165V161H164ZM172 160H173V162H172ZM203 160H204V159H203ZM207 160H208V159H207ZM207 160H206V161H207ZM221 160H222V159H221ZM9 161L6 162V163L11 164V163H9ZM12 161H11V162H12ZM26 161H27V162H26ZM35 161H36V160H35ZM39 161H41V160H39V158H38L37 163H36V162H35V163H36V164H39V163H40ZM106 161H107V160H106ZM129 161H130V160H129ZM198 161H200V159H199V160L197 159L196 163H197ZM25 162L28 163V165H27ZM38 162H39V163H38ZM101 162H102V161H101ZM107 162H108V161H107ZM146 162H145V163H146ZM171 162H172L173 164H172ZM178 162H177V164L179 165L180 163H178ZM191 162H192V161H191ZM211 162H213V160H212ZM214 162H215V161H214ZM220 162H221V161L218 160V163H220ZM140 163H141V161H140ZM147 163H146V164H147ZM162 163H161V164H162ZM166 163H167V162H166ZM168 163H167V164H168ZM183 163H184V161H183ZM187 163H188V161H187ZM196 163H195V164H196ZM207 163H208V161H207ZM207 163L204 164V162H203L204 165H206ZM209 163H210V162H209ZM218 163H217L216 165L222 166V168H223V166H224V165H223V162H221L222 164H218ZM24 164H25V165H24ZM29 164H30V165H29ZM107 164H108V163H105V164L103 163V165H107ZM121 164H122V163H121ZM130 164H131V163H130ZM141 164H142V163H141ZM141 164H140V166H142V168L139 166L140 168L138 167V169H141L140 172L142 173V172L144 171V170H143V169H144V168H143L144 165H143V164L141 165ZM148 164H147V165H148ZM163 164H164V163H163ZM163 164L161 165V166H162V167H161L162 170H160V168H159L160 163H159V166H158V163L156 164L157 166H154L156 170L153 169V168H151L152 165H149L148 167L150 168L149 170H153L154 172H155V171H158L159 173L162 171V173H163V172H164V170H163L164 167H163V166H166L165 164H164V165H163ZM170 164H168V165H170ZM177 164H175V168H177V167H176V166H178ZM188 164H189V163H188ZM190 164H191V163H190ZM192 164H193V162H192ZM192 164H191V166L194 167V164H193V165H192ZM197 164H200V166L198 167V169H199V168H202V167H201V166L203 165L202 162H201V163L198 162ZM201 164H202V165H201ZM11 165H12V164H11ZM26 165H27V166H26ZM184 165H185V164H184ZM204 165H203V168H202V169L204 170V173H207V172H205V170H206V171H208V174H209V173H210L209 171H211V170L208 169V167H207L208 164L206 165V167H207L208 170L206 169V167H204ZM212 165H213V163H212ZM216 165L214 164V168H215ZM12 166L14 167V164H13ZM19 166H20V167H19ZM39 166H40V165H39ZM122 166H123V165H122ZM130 166H131V165H130ZM150 166H151V167H150ZM186 166H188V165H186ZM189 166H190V165H189ZM189 166H188V167H189ZM191 166H190V167H191ZM219 166H216L217 171H220V169H221V168H220V169L218 168ZM22 167H23V168H22ZM31 167H32V166H31ZM37 167H38V165H37ZM108 167H109V166H107V168H108ZM146 167H147V166H146ZM157 167L159 168V170H157ZM166 167L169 168L168 166H166ZM182 167H183V166H182ZM182 167H181V168H182ZM188 167H187V168H188ZM196 167H197V165H196ZM32 168H36V166L34 165V167H32ZM128 168H130V167H128ZM172 168H171V169H172ZM175 168H173V169H175ZM209 168H210V167H209ZM123 169H124V168H123ZM126 169H127V168H126ZM135 169H136V166H135ZM135 169H134V170H135ZM165 169H166V168H165ZM198 169H196V171H197ZM202 169H201V170H202ZM216 169H215V171H214L216 176H214V177H217L218 174H221L220 172H216ZM218 169H219V170H218ZM38 170H39V167L37 168V172H39V174L41 175V171H40L41 169H40L39 171H38ZM120 170H121V169L119 168L118 171H120ZM129 170H130V169H128V171H129ZM149 170H147V171H149ZM169 170H170V169H169ZM176 170H177L178 172H177V171L174 172V173H175V176H174V177H177V176L179 177V175H180V173H181V171H182V170H180V165H179L178 169H176ZM183 170L185 171V168H184ZM187 170H188V169H187ZM191 170H192V168H191ZM191 170L189 169V170L187 171V172L189 173V175H190ZM203 170H202V171H203ZM235 170H236V169H235ZM64 171H65V170H64ZM124 171H125V169H124ZM128 171H126V172H127V173H129V172L131 173V170H130L129 172H128ZM132 171H133V170H132ZM135 171H137V172H136V173H137V178L139 179V177H140L141 174L138 173L139 171H138L137 169H136ZM135 171H134V172H135ZM153 171H152V173H151L152 176L154 175V172H153ZM179 171H180V172H179ZM202 171H201V172H202ZM66 172H67V171H66ZM122 172H123V170H122ZM126 172H125V173H126ZM158 172H157V173H158ZM169 172H170V171H169ZM176 172H177V173H176ZM35 173H36V172H35ZM43 173H44V172L42 171V174H43ZM125 173H124V174H125ZM159 173H158V177H155V176H157V174L155 173L156 175L153 176V178H159V179H160L161 177H162V178H166V177H167L166 179H160V180H161V181H162V180H165V182H166L168 185H169L170 182H171L170 185H172L173 181H175L174 183H175V185H176V184H177V185H176V186L173 185L174 187H173V186H172V187L175 189V188H178V186L180 185L179 188L181 189V186H182V185L179 184L180 182H178V181H177L178 183H176V180L173 179L174 177L172 178V176H171L172 173H170V174H171L170 177H171L172 180L167 176V175H169V174H168V171H167V175H165V173H166V171H165V172H164V175L162 174L163 176H161V177H159V175H161V173H160V174H159ZM178 173H179V175H178ZM188 173H186V174H184V175H185L186 179H187V178L189 179V180H187V182L190 181V180H192V182L190 183V185H192L193 181L195 182L196 180H197V181H196L197 185H198V184H199V185L201 184L200 182H198V179H199V176H198V175H200V174H198L199 171H198V172H195V170H194V174H193V175H195V177L192 176V173H193V172H192L191 175H190V176L194 177V179L196 178V175H197V178H198V179H195V180L192 179V178L190 179L189 176H187ZM196 173H197V174H196ZM212 173H213V171H211L210 176H211ZM122 174H123V173H122ZM138 174H139V175H138ZM142 174H143V178H141V177H142V175H141L140 179H141V180H142V179H143V180L145 179L146 181L149 182V179L151 178V175L149 176L150 178L147 179V178H146V174L144 175V172H143ZM176 174H177V176H176ZM208 174H207V175H208ZM40 175H39V178H43V179H44V178L46 177V173H45V176H43V177H41ZM43 175H44V174H43ZM120 175H121V172H119V176H120ZM184 175H183V177H184ZM207 175H203L202 177H200V179L203 180L205 177H207V178L209 177V178H208V183H209L210 181H211V182L214 181V180H211V179H213V176H212V178H211L209 175H208V176H207ZM212 175H214V173H213ZM20 176H21V175H20ZM35 176H36L35 178L38 177V176H37V173H36ZM52 176H53V175H52ZM123 176H124V175H123ZM123 176L121 175V177H117V178H115V179H114V177H113V180H116V179H117V180H116V183H117V182H118V183H120V182H124V181L120 180ZM128 176H129V175H128ZM138 176H139V177H138ZM144 176H145V178H144ZM164 176H165V177H164ZM200 176H201V175H200ZM23 177H24V176H23ZM54 177H55V176H54ZM147 177H148V176H147ZM203 177H204V178H203ZM39 178H37V179L39 180ZM118 178H119V179H118ZM125 178H127L126 174H125ZM202 178H203V179H202ZM210 178H211V179H210ZM37 179H36V180H37ZM53 179H54V178H53ZM151 179H152V178H151ZM151 179H150V180H151ZM159 179H157V180H159ZM176 179H177V178H176ZM205 179H206V178H205ZM20 180H21L20 182H22V180H23V181H24V180L26 181L27 179H25V178L22 179V177H21ZM41 180H42V179H41ZM49 180H50V179H49ZM118 180H120V181H118ZM155 180H156V179H155ZM155 180H154V181H155ZM166 180H168V181H166ZM201 180H199V181H201ZM206 180H207V179H206ZM209 180H210V181H209ZM215 180H216V179H215ZM44 181H46V180L44 179ZM54 181H55V180H53V182H54ZM138 181H139V180H138ZM154 181H153V182H154ZM28 182H29V181H26V183H27L26 185H27V186H29ZM36 182H37V181H36ZM36 182H35V185H34L35 187H36ZM38 182H39V183H40V182L42 183L43 180H42V181H38ZM75 182H76V181H75ZM114 182H115V181H114ZM142 182H143V181H142ZM158 182H159V181H158ZM158 182L156 181V185H155L156 187L159 186V183H158ZM165 182L163 181V184H164V185H165ZM168 182H169V183H168ZM182 182H183V181H182ZM201 182H202V181H201ZM205 182H207V181H205ZM23 183H24V182H23ZM41 183H40V184H41ZM46 183H47V181H46ZM136 183H138V182H136ZM161 183H162V182H161ZM161 183H160V187H161ZM188 183H189V182H188ZM196 183H194V184H196ZM37 184H38V183H37ZM40 184H39V185H40ZM43 184H44V183H43ZM78 184H80V183L78 182ZM139 184H141L140 181H139ZM147 184H148L147 186H149V183H147ZM153 184H154V183H153ZM167 184H166V185H167ZM47 185H48V184H47ZM119 185H120V184H119ZM121 185H123V187H124V185L127 187V185H126L125 183H121ZM121 185H120V186H121ZM201 185H203V182H202ZM212 185H213V184H212ZM37 186H38V185H37ZM62 186H63V185H62ZM77 186H78V185H77ZM128 186H129V185H128ZM143 186H146V185L144 184V182H143ZM162 186H163V185H162ZM188 186H189V185H188ZM195 186H196V185H195ZM39 187H40V188H39ZM39 187H37L36 190H37L38 188L41 189V187H43V189H44L46 186H45V185H44V186L40 185ZM48 187H49V186H48ZM123 187H121V188H123ZM126 187H124L123 189L125 190ZM212 187H214V186H212ZM30 188H32V186H31ZM46 188H47V187H46ZM52 188H53V187H52ZM143 188H144V187H143ZM157 188H159V187H157ZM165 188H167V187L165 186L163 189H165ZM182 188H183V186H182ZM188 188H189V187H188ZM198 188H199V187H198ZM204 188H205V187H204ZM204 188H203V189H204ZM22 189H23V188H22ZM22 189H21V191H23ZM77 189H78V188H77ZM146 189H148V187H147ZM154 189L157 190L156 188H154ZM205 189H206V188H205ZM205 189H204V191H207L208 193L211 192L209 188H208L207 190H205ZM18 190H20V188H19ZM33 190H34V189H32V191H33ZM45 190H47V189H45ZM127 190H129V189L126 188V192H127ZM183 190H185V188H184ZM183 190H182V191H183ZM208 190H209V191H208ZM30 191H31V189L29 190V193H30ZM37 191H38V190H37ZM40 191H43V190H40ZM76 191H77V190H76ZM161 191H162V190H161ZM172 191H173V190H172ZM172 191H171V192H172ZM185 191H186V190H185ZM204 191H203V193H204ZM44 192H45V194H46V191H43V193H44ZM50 192H51V191H50ZM162 192H163V191H162ZM171 192L169 193L170 195L172 194ZM176 192H177V191H176ZM176 192L173 193V194H175V196L173 195V196H174L173 199H175V197L178 196V194L176 195ZM207 192H205V193H207ZM21 193H22V192H21ZM33 193H34V192L30 193L29 195H32ZM55 193H56V192H55ZM165 193H166V191H165ZM187 193H188V192H185V194H184V192H182V193L180 192V193H179L180 196L177 197V200L175 199V200L177 201V203H176V201H175V203L177 204V206H178V205L180 206V203H181L182 205H183V204L185 205V203H188V200H189V197H190V196H187V195H189V193H188V194H187ZM196 193H197V190H196ZM196 193H194V195H195ZM199 193H200V192H199ZM76 194H77V192H76ZM141 194H142V193H141ZM181 194H182V196H181ZM186 194H187V195H186ZM192 194H193V193H192ZM192 194H191V195H192ZM210 194H212V193H210ZM21 195H24V194L22 193ZM33 195H34V194H33ZM157 195H158V196H157ZM157 195H156V197H157L156 199H160V198L162 199V195H161V197H160V192H159ZM183 195H185V196H183ZM197 195H198V193H197ZM45 196H46V195H45ZM65 196H66V195H65ZM147 196L149 197V195H147ZM147 196H146V197H147ZM164 196H165V194H164ZM200 196H201V193H200ZM200 196H199V197H200ZM211 196H212V195H211ZM55 197H56V196H55ZM139 197H140V196H139ZM141 197H142V196H141ZM146 197H145V198H146ZM183 197L185 198L184 200H183ZM201 197H203V199H204V196H201ZM201 197H200V198H201ZM213 197H216V196L213 194ZM213 197H211V198H213ZM227 197H228V194H227ZM59 198H60V197H59ZM178 198H179V199H178ZM180 198H181L182 200H181ZM190 198H191V197H190ZM146 199H147V198H146ZM156 199H155V201H157ZM161 199L159 200V202L161 201V203L163 202V203L165 204L164 206L166 207L167 211H171V210L174 211L173 213H172V211L169 212V213L171 214V218H172V219L174 218V219H173V223H174V222H176V224L178 223L177 225H176L175 223L173 224V225H176V226H177V227H176V228L178 229L177 231H180V232H181V230L183 231L182 233H180V236H181V237H180V238H181L180 240L182 241V238H183V239H185V238H189L190 240H191V239H192V240L195 239V241H194V242H195V243H194V244H195V245H194V247H195L194 250L197 248V249L195 250V253H196L197 255H198L200 252L202 253V251H203V250L200 251V249H201L200 247L203 246L202 244H204V246H205L206 244L211 245V244L213 243V244H214V248H213V249H214V252H216V251L219 249L218 251L221 253V254H220V253L218 254V253H217L218 251L216 252V253L218 254V256L220 255L219 257H222V256H223L224 253L222 254L221 251H222L223 249H226V248H227V249H226V252H225V253L228 254V256H229V253H227L228 249H230V246H228V245H229V244H228L229 241H228V242H226V241L224 242V240H223V243H225V244L227 243V246H228L229 248L226 247V245H224L223 248H221V249L219 248V245H218V247H217L218 249H217V248H216L217 245H216L214 242H211V241H215V242L218 241L217 239H216V240L213 239L214 236L212 237V235H213L214 233L220 231L219 229H218L219 231H217V226L214 227V226L212 225L213 230H214V231L216 230L215 232L211 230V232H213V233L209 232L210 229L208 228V229H209V230L207 229L208 231H207V230L204 231V230L202 229L201 232H202L203 234L201 233V236H198V237H197V235H199L198 232L196 233L197 235L194 234V233L192 232V234H194V236H193V235L191 234V231H190V230H189L190 233L188 232V226H187L188 224H187V221H186V220H188L189 216H187V217H186L187 219L185 220V218L183 217L182 213H181V216H180V213L177 212L179 209L176 211V209H177L179 206L177 207L176 204H174V207H175V208L177 207V208L173 210V208H171L172 205H170L171 203L168 204V200H167V202H166V201L164 202V199H163V201H162ZM173 199H172V200H173ZM186 199H187V201H186ZM208 199L210 200V198H208ZM252 199H253V198H252ZM19 200H20V199H19ZM22 200H23V199H22ZM139 200H140V198H139ZM144 200H145V199H144ZM148 200H149V199H147L146 201H148ZM165 200H166V199H165ZM190 200H191V199H190ZM214 200H215V199H214ZM173 201H174V200H173ZM179 201H181V202L179 203ZM157 202H158V201H157ZM189 202H190V201H189ZM191 202H192V200H191ZM206 202H207V201L204 200V203H205V204H204L203 206L205 207V209H207V206L209 205V203H206ZM220 202H221V201H219V202L216 201V203H220ZM140 203H141V202H140ZM142 203H144V202H142ZM149 203H150V202H149ZM253 203H254V200H253ZM138 204H139V203H138ZM167 204L169 205V207H168ZM189 204H190V203H189ZM191 204H193V203H191ZM207 204H208V205H207ZM49 205H50V204H48V206H49ZM143 205H144V204H143ZM148 205L150 206V204H148ZM160 205H161V204H159V206H160ZM166 205H167V206H166ZM184 205H183V206H184ZM212 205H213V204H212ZM209 206H211V205H209ZM209 206H208V208H209ZM50 207H51V205H50ZM160 207H162V209H163V205L160 206ZM167 207H168L169 209H168ZM218 207H219V208H218ZM222 207H223V206H221V208H222ZM232 207H233L234 209L237 208V207L234 206V205H233ZM256 207H257V206H256ZM213 208H214L213 211H215V209H216V211H215L216 213L213 212V213L216 214V217H217V216H218V217H221L222 214H223V212H224V214H226V215H225L226 217H224V216H223V217L225 218V220H228L229 222H226V221H223V222H226L227 225H229L231 221H233V222L235 221L234 216L237 217L238 214H241V213H242L241 211H238V214H237L236 211H237L238 208L236 209V211L232 208L233 211H235L237 215H236V214L234 215L235 212L233 213V212L231 211V212H232V217H230V216H231V212H230V214H228V216H229V219H228V218H227V213H228V212H226L227 209H226L225 207L222 208L223 210L220 208V206H217V208L213 206ZM164 209H165V208H164ZM199 209H200V208H199ZM199 209H198V211H199ZM218 209H220V210H218ZM225 209H226V210H225ZM232 209H231V210H232ZM160 210H161V209H160ZM238 210H239V209H238ZM217 211H218V212H217ZM219 211H220V212L223 211V212L220 213ZM227 211H229V210H227ZM189 212H191V210H189L188 213H189ZM199 212H200V213H199ZM199 212H198V215L201 216V214H202V213H201V209H200ZM210 212H211V210H210ZM164 213H166V212H164ZM177 213H178V215L180 216V218L182 217V220H183V219L185 220L184 222H186V223L182 222V220L178 218L179 216H177ZM217 213H218V214H217ZM166 214H167V213H166ZM209 214H210V213H209ZM219 214H220V216H219ZM242 214H243V213H242ZM252 214H253V213H252ZM256 214H257V213H256ZM260 214H261V213H260ZM167 215H168V214H167ZM172 215H173V216L176 215L177 219H176V217H172ZM198 215H197L198 221H197V218H196V221L198 222L197 224L200 225L202 221L204 222V220H201V219H203L204 217H203V216H202V217H199ZM244 215H245V214H244ZM244 215H240V216H241V217H240L241 219L239 218V216H238L237 218L239 219V220H238L239 223H240V222L242 223V222L244 221L243 224L246 225V224H248L247 220L245 221V219H244L243 221H240V220L243 219ZM258 215H259V214H258ZM209 216H210V215H208V217H209ZM251 216H252V217H251V223H252V227H253V221H254L257 217H256V216L253 217V215H251ZM259 216H260V215H259ZM166 217H167V216H166ZM213 217L216 219V217L213 216V214H212V212H211V217H210V219H212V222H215V220L213 221V219H214ZM218 217H217V218H218ZM223 217H222V218H223ZM51 218H52V217H51ZM169 218H170V217H169ZM171 218H170V219H171ZM199 218H200V220H199ZM222 218H221V220L218 218L219 221H217V219H216L217 222H216V224L214 223V225H217V224H218V225H222V224H220V223L222 222ZM230 218H231V219H230ZM253 218H254V219H253ZM170 219H169V220H170ZM178 219H179V221H180L181 224L179 223V221H177ZM233 219H234V220H233ZM246 219L250 220V216L246 217ZM252 219H253V220H252ZM258 219H259V218H258ZM174 220H176V221H174ZM223 220H224V219H223ZM220 221H221V222H220ZM219 222H220V223H219ZM235 222H236V224H237V221H235ZM235 222H234V224H235ZM245 222H247V223L245 224ZM169 223H170V222H169ZM183 223H184V224H183ZM239 223H238V224H239ZM241 223H240V225H239V229H237V230H240V229L243 227V225H242ZM262 223H263V222H262ZM205 224H206V223H204V225H205ZM212 224H213V223H212ZM236 224H235V225H236ZM173 225H172V227H173ZM179 225H181V226L183 225V226H182V227H181V226L179 227ZM202 225H203V224H202ZM207 225H208V224H207ZM227 225L225 224V226L228 227L230 230L233 229L232 231H229V229H228V231H229V233H230V235H231L230 237H231L232 241L235 242V241H234L235 238H233V237H236L235 234H237L238 231H235V230H234V227H235L234 225H232L233 228H232V226H230V225L227 226ZM257 225H258V223H257ZM257 225H256V226H257ZM262 225H263V224H262ZM262 225H260V227H261ZM222 226H223V225H222ZM241 226H242V227H241ZM246 226H247V228H248V225H246ZM249 226H250V221H249ZM258 226H259V225H258ZM263 226H264V225H263ZM263 226L261 227L262 229L258 227V228L260 229V231L263 230V231H261V232H264V227H263ZM170 227H171V224H170ZM205 227H208V226L205 225ZM209 227H210V226H209ZM218 227H219V226H218ZM230 227H231V228H230ZM167 228H168V226H167ZM167 228H166L165 231H168ZM173 228H175V226H174ZM173 228H172V229H173ZM180 228H183V229L180 230ZM210 228H211V227H210ZM215 228H216V229H215ZM219 228H221V227H219ZM236 228H238V227L236 226ZM236 228H235V229H236ZM255 228H257V227H255ZM255 228H254V229H255ZM258 228H257V229H258ZM172 229L169 230V231H172ZM249 229L252 230L251 227H250ZM249 229H247V231H248V235H249L250 238H249V237H247V238L250 239V240H249V241H248V239H246V240L249 242L248 244L250 245V247H252V244H250V243H251V235L249 234ZM174 230H175V229H174ZM184 230H185V232H184ZM222 230H223V229H222ZM225 230H227V229L225 228ZM251 230H250V231H251ZM177 231H176V232H177ZM186 231H187V233H186ZM260 231L258 232V230H255V235H256L257 232L261 234ZM207 232H209V234H208ZM233 232H236V233H233ZM164 233H165V232H164ZM168 233H169V232H168ZM183 233H184V234H183ZM185 233H186V234H185ZM188 233H189V234H188ZM205 233H206V234H205ZM221 233H222V232H221ZM243 233H244V232H243ZM243 233H242V234H243ZM182 234H183V236H182ZM190 234H191V235H190ZM204 234H205V235H204ZM211 234H212V235H211ZM245 234H246V232L244 233V235H245ZM260 234H259V235H260ZM195 235H196V237H195ZM202 235H203L204 238H205V239L202 238L203 240L201 239V237H203ZM216 235H217V234H216ZM244 235L242 236V237H243L242 242H246V241H245L246 235H245V236H244ZM248 235H247V236H248ZM259 235L257 234V237H256V236H255V237L258 238ZM262 235H264V234H262ZM163 236H164V235H163ZM172 236H173V235H172ZM184 236H185V237H184ZM186 236H187V237H186ZM188 236H189V237H188ZM205 236H206V237H205ZM210 236L212 237L213 240L210 239ZM223 236H225V235H223ZM190 237H193V238H190ZM199 237H200V238H199ZM244 237H245V238H244ZM262 237H263V236H262ZM167 238H168V237H167ZM196 238H197V240H196ZM198 238H199V239H198ZM263 238H264V237H263ZM263 238H262V239H263ZM174 239H176V238L174 237ZM200 239H201V240H200ZM241 239H242V238H240V240H241ZM176 240H177V239H176ZM186 240H187V242L189 241L188 239H185V242H186ZM198 240H199L200 242H197ZM208 240H209V241H208ZM210 240H211V241H210ZM167 241H168V240H167ZM169 241H171V240L169 239ZM183 241H184V240H183ZM183 241H182V242H183ZM201 241L203 242L202 244H201ZM262 241H263V240H262ZM176 242H177V241H176ZM187 242H186V243H187ZM191 242H192V241H189V243H187L186 246L184 245V246H182V247H185L184 249L189 250V249H188V245L193 243V242H192V243H191ZM208 242H211V243H208ZM198 243H199V244H198ZM239 243H240V242H239ZM246 243H247V242H246ZM258 243H260V241H258ZM196 244H197L198 247L196 246ZM200 244H201V245H200ZM217 244H218V243H217ZM182 245H183V243H182ZM209 245H208V246L206 245V247H211V246H209ZM245 245H246V244H244V246H245ZM257 245H258V246H257ZM257 245H256L255 248H253L254 251H255L256 248H257V249L259 248V245H260V244H257ZM240 246L243 247L242 244H240ZM186 247H187V248H186ZM212 247H213V245H212ZM225 247H226V248H225ZM233 247H234V248L236 247V246L234 245V243H233ZM241 247H240V248H241ZM245 247H246V246H245ZM248 247H249V246H248ZM248 247H247V248H248ZM170 248H171V247H170ZM189 248H190V247H189ZM243 248H244V247H243ZM180 249H182V248H180ZM184 249H182V250H184ZM213 249L211 248V250H210V251H212V255L210 254V255H211V256L209 255L210 258H209V256H208V258H207V259H209V260H211V258H212V259H215V260L219 258V257L216 258L217 254H216V253L214 254ZM215 249H216V250H215ZM245 249H246V248H245ZM253 249H252V252H250V254H252V256L255 254V252L253 253ZM187 250H186V251H187ZM198 250H199V251H198ZM250 250H251V249H250ZM250 250H249V251H250ZM186 251L184 250V252L188 254V252H189L190 250H189L188 252H186ZM223 251H225V250H223ZM241 251H242V250L240 249V252H241ZM259 251H260V249H259ZM259 251L257 250V252H259ZM197 252H198V253H197ZM233 252H234V251H233ZM233 252H232V253H233ZM235 252H236V251H235ZM235 252H234V254H236ZM245 252L248 253V249L245 250ZM257 252H256V253H257ZM260 252H261V251H260ZM203 253H204V251H203ZM207 253H208V252H207ZM241 253H242V252H241ZM241 253H240V254H241ZM242 254H245L244 251H243ZM242 254H241V258L244 259V258L246 257V255H243V257H244V258H243V257H242ZM259 254H260V253H259ZM201 255H202V257H203V254H201ZM201 255H200V256H201ZM207 255H208V254H206V257H207ZM215 255H216V256H215ZM221 255H222V256H221ZM255 255H256V254H255ZM200 256H199V257H200ZM238 256H239V255H238ZM214 257H215V258H214ZM223 257H224V256H223ZM223 257L220 258V259H223V260H224L223 264H226V262H227V264H231V263H228V261H225V258H223ZM234 257H235V256H234ZM253 257H254V258L257 257V260H258V258H261V257H259V256H256V257L253 256ZM235 258H236V257H235ZM241 258H240V259H241ZM254 258H253L252 261L255 260ZM50 259H52V257H51ZM195 259H196V258H195ZM199 259L201 260L202 258L200 257ZM226 259H227V258H226ZM228 259H229V258H228ZM228 259H227V260H228ZM223 260H220L219 262H217V260H216V261L211 260V261H212V264H214V263H216V264H217V263L222 264V263H220V262L223 261ZM244 260H245V259H244ZM259 260H260V259H259ZM202 261H203V259H202ZM236 261H238V260H236ZM248 261H249V260H247V258H246V262H248ZM51 262H52V263L54 262L53 259H52V261H50V264H51ZM195 262H196V260H195ZM200 262H201V261H200ZM241 262H242V261H241ZM207 263H209V261H207ZM238 263H239V262H238ZM250 263H251V261H250ZM54 264H56V263H54ZM204 264H205V263H204ZM209 264H211V263H209ZM261 264H264L263 261H262Z\"/></svg>",
  "mask_w": 264,
  "mask_h": 264
}]
</instances>
